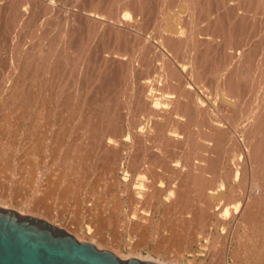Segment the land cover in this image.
Returning a JSON list of instances; mask_svg holds the SVG:
<instances>
[{
	"label": "rangeland",
	"instance_id": "obj_1",
	"mask_svg": "<svg viewBox=\"0 0 264 264\" xmlns=\"http://www.w3.org/2000/svg\"><path fill=\"white\" fill-rule=\"evenodd\" d=\"M5 4L3 2V0H0V110L3 112V115L0 116V118L2 117H5V118H1L0 119V123L2 124L3 122L6 123L8 125V123H11L10 126L8 125V127H11V128H7V125H5L3 123V127H1V124H0V130L2 132H0V207L2 208H8V209H12L14 211H16L17 213H19L20 215H29V216H32V217H36L38 219H41V220H45L46 222L52 224V225H55L56 227L60 228V229H63L64 231H66L67 233H69L70 235H72L73 237H75L78 241H87V242H90L92 244H94L98 249H105V250H109L111 251L112 253L114 254H117V256L121 259H125V258H128L129 256H134L135 254L134 253H137L135 256H141L143 258H152L156 261H159L160 263L162 264H264L263 262V255H264V252L262 253V251H264V204H262L261 206V211L260 213H258V217L257 219L260 220V223H262L260 225L259 223V220H257L256 224H255V228L253 227L254 231L252 229H250V231H248L249 229L247 228H244L243 225L244 223H242V221H240V219L237 218L238 214H236L235 216L232 215V213H229L228 210L230 208V206H234L236 203L232 204L230 203L231 202V198H229L231 196V194L233 193L232 191L235 190L236 193H239L240 195L242 193L245 194H249L250 193V187H249V181L251 182V180L253 179V177L258 181H260V184L262 183L261 181L264 179V152H263V156L262 154H259L258 157L261 158H253L252 156V159H248L247 156L245 154H242V153H246V152H242L243 150V146L245 145V148L248 147V144H249V147H252L253 148V145L255 144L254 142H257V138H254L252 139L250 142H247L246 139H245V132L244 130L241 129V126H238L239 123L242 122V119L239 118V120L241 119V122L239 121L237 123V127L236 128H233L235 129L234 130V133H233V129L229 128V126H227V124L225 123L226 120L223 121V124H224V127H226L227 129H230L228 130V134H227V137L226 139L223 140V143L219 144V148H216L215 151H214V147L211 148L212 149V157L211 159L213 161H210V158L209 159H206L204 160V165L206 166L207 163L210 164V167H209V164H207L206 167H209V168H206L204 167L205 171L204 174L205 176L207 177V181L205 183H199L197 186V190L193 191V190H190L188 188V185H186V181H184V176H187V174L190 173L191 171V167L195 165V160L194 158L192 157V155L188 154V152H191L190 150L193 149L194 147V139L193 137L196 139V137L198 135L199 132L201 133V135L203 134L204 135V132L206 131V127H205V122L207 119H211V118H218L220 114H223V112L225 113V108L224 105L220 100L219 98V95L216 94L217 92H214L215 90L211 89L208 85V83H206L208 80L207 79H210L211 78V75L208 74V77L206 78H203L202 80H198V85L200 86H197V87H204V91H206V95H205V99H202L203 103L202 105H204L203 107H200L198 106L196 103L194 105V107L191 105V102H190V105L197 109L198 111H195V110H189L191 114H189V116H185V117H178V118H182V121L185 125H184V128H182V130H179V133L178 136L176 137L178 140L174 139H170L171 141L169 143L166 141V138L169 139V137L167 136L166 137V134L168 133V129L170 128L169 124L166 125V123H170V120L167 119V122L166 120H163L164 118L161 117V116H158L156 118H152V115H149L148 112L146 110H144L142 107L140 108V105L138 106L137 103H139L138 101V98H140L141 94L143 91H145V88L147 87V85L145 84L146 82H149L150 79H154L153 75H156L157 72L159 70V66L160 64L162 65L163 63H165L167 61V58H169L168 54L165 53V52H161L162 53V56L164 57H160V54H157L158 53V49L160 48H163L162 47V44L161 42H159V38L158 37V30L159 29H162L164 23L162 22L163 21V18L162 16H165V14L167 12H171L172 15H176V13L179 11V7L181 6V4H178L177 5V2L176 0H168L170 1L168 3V1L166 0H137L140 7L142 8L139 14L138 12V15H137V31L144 35L143 38H140L141 42L138 41L135 43V41H132L129 39H123V38H120V42H114V37H115V34L113 35V33H109V31H104L105 29H97L96 27L95 28H92L91 25L89 24H86V20L84 18H82V14H81V10L83 12L85 11H88V10H91V9H97L98 12H105L106 10H104L105 8H107V6L109 7L110 6V3H111V0H108L106 1V3L104 1H99V0H58L56 2V0H42V3L43 4H46V3H51L53 4L54 6L52 7V9L49 11V13L45 14L46 16V19L47 18H50V19H47V21L43 18L45 16L42 17V15L44 14V10L43 9V6L41 5L42 3L40 2L38 4V2L40 0H30V5H26V7H21V6H13L12 4L15 3L14 1L11 2V0H4ZM11 2V3H8L6 4L7 2ZM37 1V2H36ZM49 1V2H48ZM53 1V3H52ZM98 1V2H97ZM164 1V2H162ZM166 1V2H165ZM213 0H200L197 4V10L195 12V16H199L198 18H207L209 17L210 15V18L212 19V16L214 15H211V14H214V10H215V1L212 2L211 4L208 3V2H211ZM231 1V0H230ZM233 1V0H232ZM236 2V0H234ZM233 1V2H234ZM36 2V3H35ZM45 2V3H44ZM100 2V3H99ZM104 2V3H102ZM147 2V3H146ZM171 2H175L173 4H171ZM234 2V3H235ZM28 3V4H29ZM34 3V4H33ZM97 3V4H96ZM114 5H116L118 2H115L113 1ZM111 3V4H113ZM142 3V4H141ZM166 3L167 5L169 6H166ZM240 3V1H239ZM11 4V5H10ZM64 6H63V5ZM71 4V5H70ZM74 4V5H72ZM100 4H102V6H100ZM106 5L105 7L103 6ZM149 4V5H148ZM210 4V5H208ZM15 5V4H14ZM79 7H77V6ZM89 5V6H88ZM95 5V6H94ZM144 5V6H143ZM146 5V6H145ZM173 5V6H172ZM206 5V6H204ZM28 6V8H27ZM58 6V7H57ZM71 6V7H70ZM88 6V7H87ZM91 6V8H90ZM94 6V7H93ZM99 6V8H97ZM112 6V5H111ZM211 7L210 9H208V7ZM214 6V7H213ZM239 8L242 6L241 3L238 4ZM8 7V8H7ZM17 7V8H16ZM19 7V8H18ZM68 9L67 11L65 10L66 8ZM76 7V9H75ZM102 7V8H101ZM146 7L148 9H146ZM202 7V8H201ZM254 6H250V9L249 11L251 13H249L248 11V14H250L251 16L255 17L253 20L254 22L252 23V26H251V23H249V21H253L252 18L247 21V18L244 17V19H246V21L248 22V27H247V30H246V25L243 23L242 26L245 27V29L241 28L242 29V32L246 30V33L247 31L251 34H244V38H247V42L252 43L251 46L259 43V42H262L263 41V37L261 38L262 34L260 35L261 32L260 29L262 28V26L264 25L263 21H264V18H263V12L264 11V6L259 9V11L256 13H254V9L253 8ZM3 8V9H2ZM26 8V9H24ZM30 8V10H29ZM36 9L37 12L41 13V14H33L34 12L36 13V11L33 10L32 12V9ZM62 8V9H61ZM71 8L74 12V14H77L78 12H80V14L82 16H80L79 14V18L78 17H72L74 15H71ZM88 8V9H87ZM199 8V9H198ZM203 8H206L205 10H207L206 12H204V9ZM6 9V10H5ZM15 9V10H14ZM17 9V10H16ZM59 11H58V10ZM101 9V10H100ZM144 9V11H143ZM158 9V10H157ZM201 9V10H200ZM214 9V10H213ZM241 9V8H240ZM238 9L240 12L242 11L243 12V9ZM26 10V11H25ZM64 10V11H63ZM75 10V11H74ZM76 10H80V11H76ZM148 12H147V11ZM171 10V11H170ZM203 10V11H202ZM212 10V11H211ZM217 10V9H216ZM237 10V12H239ZM17 11H24V12H28L27 14V19H25V21L27 22V25L25 24V22L23 23V25H17L16 21H18L17 19H14L17 17H20V14L19 12ZM43 11V12H42ZM55 11V13L53 14V12ZM58 11V12H57ZM61 11V12H60ZM68 13H66V12ZM70 11V12H69ZM153 11V12H152ZM162 11V12H161ZM220 11V10H219ZM234 11V10H233ZM59 12H60V15H59ZM77 12V13H76ZM147 12V13H146ZM9 13V14H8ZM15 13L17 14L16 16ZM197 13V14H196ZM204 13V14H203ZM210 13V14H209ZM260 13V14H259ZM19 14V16H18ZM32 16H31V15ZM67 17L68 15V24H70L71 22H73V24L69 25L70 27H68L70 30H72L71 32L68 31V37L69 38H65V40L63 39V34L61 35V30H63L64 28V21H63V16ZM71 15V18H75V19H71L69 18L70 15ZM121 14V13H119ZM149 14V15H148ZM156 14V15H155ZM200 14H203V16ZM206 14V15H205ZM209 14V15H208ZM246 15V13H244ZM254 14V15H253ZM257 14V15H256ZM258 14L260 16H258ZM41 15V16H40ZM50 15V16H49ZM142 15V16H141ZM145 15V16H143ZM262 15V16H261ZM11 16V17H10ZM38 16V18H37ZM52 16H53V19H54V22H53V19H52ZM151 16V17H150ZM257 16V17H256ZM13 17V18H12ZM31 17V18H30ZM34 17V18H33ZM153 17V18H152ZM227 17H231L230 19L229 18H225L224 20V23L226 25H228L229 23V28L231 29V26L233 25L232 27V31L234 32V30H237L239 29V26H237V24L235 22H237V15L235 16L234 14L231 15H227ZM80 19L78 21V19ZM145 18V19H143ZM158 19V23L156 21V19ZM31 19V20H30ZM35 19V20H34ZM36 19H41L44 24L48 25V21L51 22L49 23L50 25L48 27H46V25L44 27H46V29L41 26V27H37V26H34L36 24H38V20ZM52 19V20H51ZM60 19H61V22H60ZM83 19V20H82ZM141 19V20H140ZM205 19H202L205 20ZM260 19H263V20H260ZM39 20V22L41 21ZM51 20V21H50ZM85 20V21H84ZM155 20V22H154ZM160 20V21H159ZM234 20V21H232ZM237 20V21H236ZM259 22H256V21ZM14 21V22H13ZM37 21V22H36ZM85 24H83L84 22ZM141 21V22H140ZM230 21H232V23H230ZM245 21V20H244ZM242 21V22H244ZM70 22V23H69ZM83 22V23H82ZM152 22L154 24H152ZM227 22V23H226ZM16 23V25H14ZM55 25H54V24ZM60 23H63V24H60ZM83 25V26H80L79 25ZM82 23V24H81ZM140 23V24H139ZM143 23V24H142ZM157 25H156V24ZM256 26H260V28L256 27ZM24 24H25V27H24ZM33 24V25H32ZM43 24V25H44ZM52 24V25H51ZM75 24V25H74ZM160 24V25H158ZM235 24V25H234ZM262 24V25H261ZM12 25H14L15 27L12 28ZM57 25V27H56ZM60 25V26H59ZM76 25H77V28H76ZM143 25L144 27V31L142 32L143 28H141L140 26ZM151 25V26H150ZM155 25V26H153ZM231 25V26H230ZM34 26V27H33ZM63 26V28L61 27ZM74 26V27H73ZM211 28L209 27V29L207 28L206 31H202L203 34L199 35V39L203 38L205 36V39L208 40L209 38V41H206L205 39H201L200 41L202 42V46L203 44H207L206 46L207 49L209 48V50L207 52H209L211 50L212 47L215 46L214 43H216V40H214V38L216 39V35H215V31L217 30V27H215L214 25H210ZM214 26V27H213ZM235 26V27H234ZM237 26V28H236ZM250 26L252 28H255V32L256 30L259 32H254V29L250 28ZM254 26V27H253ZM21 27V28H20ZM29 27V28H27ZM52 27V28H51ZM81 27V28H80ZM15 28V29H14ZM24 28H27L26 30ZM30 28H33L32 30ZM39 28L43 29V30H40ZM72 28H75V29H72ZM91 28V29H90ZM140 28V30H139ZM146 28V29H145ZM156 28V29H155ZM234 28V29H233ZM249 28V29H248ZM257 28V29H256ZM21 30L22 32H20L19 30ZM30 29V31H29ZM37 29H39V31H44V32H39ZM51 29V31L49 30ZM55 29V30H54ZM60 29V31H59ZM80 29V32H78ZM95 29L97 30L95 32ZM142 29V30H141ZM25 30V34L23 33ZM38 32H37V31ZM59 34H58V32ZM75 30V32H74ZM92 30V31H91ZM147 30V31H146ZM207 30L209 31V33H206ZM240 30V29H239ZM252 30V31H251ZM57 33H56V32ZM84 31V32H83ZM102 33H101V32ZM160 31V30H159ZM27 32L29 33H34L36 32V34H33L34 36L31 35V37L27 34ZM93 32V33H92ZM104 32V33H103ZM204 32L206 34H204ZM239 32V31H238ZM40 34L37 35V34ZM54 33V35H53ZM87 33V34H86ZM99 33V34H98ZM109 33V34H108ZM157 33V34H156ZM214 33V34H213ZM27 34V36H26ZM51 34V35H49ZM94 37H93V35ZM100 34H101V37L104 38L102 39L100 37ZM155 34V35H154ZM44 35V36H43ZM48 35V36H46ZM61 35V36H60ZM74 35V37H72ZM81 35V36H80ZM84 35V36H83ZM103 35V36H102ZM105 35V36H104ZM213 35V36H212ZM248 35V36H247ZM250 35V36H249ZM258 35V36H257ZM260 35V36H259ZM24 36V37H23ZM36 36H38L39 38H36ZM58 36V37H57ZM78 36V37H77ZM80 36V37H79ZM98 36V37H97ZM107 36V37H106ZM147 36V37H145ZM215 36V37H214ZM246 36V37H245ZM257 36V37H256ZM27 37V38H26ZM30 37V38H29ZM50 37V39H49ZM55 37V38H54ZM57 37V38H56ZM88 37H91L88 39ZM208 37V38H207ZM213 37V38H211ZM250 37V38H249ZM252 37V38H251ZM26 38V39H25ZM29 38V39H28ZM34 38V39H33ZM36 38V39H35ZM47 38V39H46ZM60 38V39H59ZM62 38V39H61ZM71 38H74L73 40H75L77 38L78 42L77 41H73ZM101 38V39H100ZM150 41H149V39ZM258 41H256L255 40ZM258 38H260L258 40ZM24 40H26L25 44H24ZM39 39V40H38ZM41 39H44V40H41ZM68 39V40H67ZM82 39V40H81ZM87 39V41L85 40ZM98 39V41L96 40ZM105 39H107L105 41ZM123 39V40H122ZM149 41V42H147ZM212 39V41L214 40L215 42L211 43L212 41H210ZM252 39V42H250ZM16 40V41H15ZM33 40H38V41H34L32 42ZM58 41H60L59 43H56ZM62 40V42H61ZM70 40V41H69ZM109 40V42H107ZM152 40V41H151ZM249 40V41H248ZM53 43L51 44L50 43ZM55 41V43H54ZM73 41V42H72ZM85 41V42H84ZM94 41V43H93ZM102 41V42H101ZM104 41V43H103ZM124 41V42H122ZM128 41V42H127ZM21 42V43H20ZM68 42V43H67ZM71 42V43H70ZM92 42V43H91ZM98 42V43H97ZM122 42V43H121ZM130 42V43H129ZM146 42V44H145ZM207 42V43H206ZM208 42L211 44H208ZM257 42V43H256ZM28 43V44H27ZM40 43V44H38ZM50 43V44H48ZM65 43L67 44H70V45H65ZM81 43H85V44H82ZM90 43V44H89ZM103 46H102V44ZM112 45H111V44ZM118 43V44H117ZM125 43V44H124ZM134 43V45L132 44ZM151 43V44H150ZM21 44V46H20ZM23 44V45H22ZM27 44V45H26ZM33 44V45H32ZM38 44V45H37ZM58 44V45H57ZM62 44V45H61ZM88 44V46H86ZM94 44V45H93ZM109 44V45H108ZM120 44V45H119ZM124 44V45H122ZM130 44V45H129ZM52 45V46H51ZM55 45V46H54ZM90 45V47H89ZM92 45V46H91ZM118 45V47H116ZM122 45V46H121ZM125 45H128L126 46V50H128L129 52V55L131 53L134 54L132 55V62L134 60V62L132 64H128L127 65V72H126V69L125 68H119L118 66H116V63H110L109 62V59H110V54L111 52L117 50L118 48L119 49H123L125 47ZM148 47V50L150 51H147V46ZM35 46V47H34ZM39 46V48H37ZM48 46V47H47ZM53 47V48H50ZM59 46V48H57ZM66 47V48H63V47ZM78 46H82V48L78 47ZM98 49H96L97 47ZM102 46V47H101ZM132 46V47H131ZM139 48H138V47ZM152 46V47H151ZM155 46V47H154ZM17 47V48H16ZM26 49H25V48ZM54 47L55 51L54 52ZM69 47V48H68ZM77 47V48H76ZM95 47V50L93 49ZM100 47V48H99ZM113 47V48H112ZM116 49H115V48ZM129 47V48H128ZM160 47V48H159ZM2 48V49H1ZM13 48V49H12ZM15 48V49H14ZM28 48V49H27ZM38 49V51L36 52L35 49ZM62 48V49H61ZM71 48V49H70ZM76 52H75V50ZM86 48V49H85ZM102 48V49H101ZM105 48V49H104ZM130 48H133V49H130ZM138 48V49H137ZM141 48V49H140ZM150 48V49H149ZM155 48V49H154ZM53 51H52V50ZM59 49V50H58ZM66 49V50H65ZM68 49H70V51H68ZM73 49V50H72ZM104 49V50H103ZM107 49V50H106ZM109 49H112L113 51L109 50ZM137 49V50H136ZM155 51H153V50ZM203 49V48H202ZM14 50V51H13ZM17 50V51H16ZM30 50V51H29ZM78 50H80V52L82 53V57L80 56V52H78ZM82 50V51H81ZM87 50V53H85ZM89 50V51H88ZM102 51L101 53L97 52V51ZM142 50V51H140ZM149 53H147L146 51ZM13 51V52H12ZM32 51V54H30ZM34 51V52H33ZM52 51V52H50ZM59 51V52H58ZM65 51V52H64ZM74 51V52H72ZM93 51V53H92ZM110 51V52H109ZM134 51V53H133ZM140 51V52H139ZM204 51V50H203ZM41 52V53H40ZM50 52V53H49ZM58 52V53H57ZM91 52V55L90 53ZM95 52V53H94ZM139 52V53H138ZM157 52V53H156ZM206 52V53H207ZM27 53L30 55H27ZM33 53H34V56H33ZM77 53V55H76ZM137 53V54H135ZM144 53V54H143ZM164 53V54H163ZM23 54V55H22ZM36 54V55H35ZM63 54V55H62ZM65 54V55H64ZM68 54V56H67ZM87 54V55H86ZM94 54V55H93ZM102 54V55H101ZM25 55V56H24ZM37 55H40V56H37ZM48 55V56H47ZM51 55V56H49ZM93 55V57H92ZM137 55V56H135ZM146 55V56H145ZM149 55V56H148ZM154 55V56H153ZM167 57H166V56ZM210 54H207V57L206 58H209ZM14 56V57H13ZM29 56V57H28ZM33 56V58H32ZM65 56V57H64ZM151 56V58H150ZM156 56V57H155ZM13 57V58H11ZM21 57L23 59H21ZM26 57V58H25ZM28 57V58H27ZM34 57H37L35 60H34ZM47 57H50V58H47ZM58 57V58H57ZM68 57V58H67ZM104 59V60H102ZM106 57V58H105ZM109 57V58H107ZM141 57V58H140ZM149 57V58H148ZM158 57V58H157ZM211 58H209V60L207 59H202L200 62H199V65H200V68L203 67V70L201 71V73L199 74H203L201 75V77H205L204 75V70L207 72L208 70L210 72L211 71V67L212 69L214 68V56H210ZM213 57V58H212ZM31 60H28L30 59ZM52 58V59H51ZM56 58V60H55ZM63 58V60L61 59ZM66 58V60H64ZM84 58V59H83ZM87 58V59H86ZM89 58V59H88ZM97 58V59H96ZM153 58V59H152ZM157 58V59H156ZM162 58V59H161ZM16 59V60H15ZM60 59V60H59ZM72 59V60H71ZM93 59V60H92ZM95 59V60H94ZM136 59V60H135ZM147 59V60H146ZM148 59H151L150 61ZM155 59V60H154ZM14 60V61H13ZM34 60V61H33ZM53 60V62H52ZM82 60V62H81ZM106 60V61H105ZM154 60V61H153ZM163 60L165 62H163ZM169 60V59H168ZM26 61H30L29 62H26ZM43 61V62H42ZM58 61V62H57ZM60 61V63H59ZM65 61V62H64ZM70 61V63H68ZM78 61V62H77ZM87 61V62H85ZM105 61V62H104ZM162 63H161V62ZM17 62V63H16ZM37 62V63H36ZM46 64H45V63ZM55 62L56 64L59 63V65H55ZM73 62V63H71ZM77 62V63H76ZM85 62V63H83ZM151 62V63H149ZM155 62V63H153ZM160 62V63H159ZM205 62V64L203 63ZM211 62V63H210ZM213 62V63H212ZM12 63V64H10ZM33 65H36V66H33ZM44 63V64H42ZM53 65H52V64ZM82 63V64H81ZM100 63H101V67H100ZM102 63H105V64H102ZM201 63V64H200ZM208 63H210L209 65H212V66H209ZM29 64V65H28ZM40 64H42V68L40 67ZM74 64V65H72ZM81 64V65H80ZM157 66H156V65ZM32 65V66H31ZM39 65V66H38ZM68 65V66H67ZM72 67H69L71 66ZM84 67H83V66ZM98 65V66H97ZM55 66V67H54ZM57 66V67H56ZM61 66H63V68H61ZM78 66H79V69H78ZM135 69V70H132V67ZM141 66V67H140ZM144 66V67H143ZM155 66V67H154ZM11 67V68H10ZM19 67V68H18ZM34 67V68H33ZM69 70H68V68ZM208 68L206 70V68ZM10 68V69H9ZM23 68V69H22ZM28 68V69H27ZM38 68L40 71H37ZM57 68V69H56ZM60 68V69H59ZM72 68V69H71ZM88 68V69H87ZM112 68V69H111ZM139 68V69H138ZM154 68V69H153ZM157 70H156V69ZM26 69V70H25ZM35 69V72L33 74L32 70ZM64 69V70H63ZM67 69V71H66ZM75 69V70H74ZM78 69V70H77ZM81 69V70H80ZM104 69V70H103ZM111 69V70H110ZM28 70V72H30L32 75L34 76H31L30 73H25L26 71ZM46 70V71H45ZM55 71V72H52V71ZM62 70V71H61ZM80 70V71H79ZM108 70V71H107ZM124 70H125V73H124ZM139 70V71H138ZM142 70V71H141ZM156 70V71H155ZM9 71V72H8ZM13 71V72H11ZM37 71V72H36ZM42 71V73H41ZM63 74L66 73L64 76L63 74H60V72ZM65 71V72H64ZM76 71V72H75ZM81 73H79V72ZM99 71V72H98ZM107 71V72H106ZM145 71V72H144ZM155 71V72H154ZM208 71V72H209ZM11 74H7V73H10ZM39 72V73H38ZM73 72V73H72ZM105 72V73H104ZM141 72V73H140ZM207 72V73H208ZM6 73V75H5ZM49 73V74H48ZM52 73H55L52 74ZM95 73V75H94ZM132 75H131V74ZM134 73V74H133ZM13 74V75H12ZM28 74V75H26ZM60 74V76H59ZM76 74V75H75ZM91 74V76H90ZM93 74V75H92ZM98 74V75H97ZM116 74V75H115ZM128 74V75H127ZM144 74V75H143ZM196 74V73H195ZM5 75V76H4ZM31 77H30V76ZM37 75V78L36 76ZM40 75V76H39ZM51 75H52V78H51ZM70 75V76H69ZM73 75V76H72ZM75 75V76H74ZM107 75V76H106ZM124 75V76H123ZM126 75V76H125ZM7 76V78H5ZM39 76V77H38ZM47 76V77H46ZM96 76V77H94ZM103 76V77H102ZM106 76V77H105ZM116 76V77H115ZM147 76V77H146ZM11 77V78H10ZM29 77V79H28ZM38 79V82L37 80L35 81L34 78ZM45 77V78H43ZM55 77V78H54ZM58 77V78H57ZM60 77H64L63 79L60 78ZM66 77V78H65ZM135 77V78H134ZM144 77V78H143ZM25 78V79H24ZM41 78V79H40ZM47 78V79H46ZM51 78V79H49ZM57 78V79H56ZM123 78V79H122ZM142 78V80H141ZM149 78V79H147ZM12 79V80H11ZM23 79V80H22ZM31 79V81H30ZM49 79V80H48ZM59 79V80H58ZM61 79V80H60ZM67 79V80H66ZM119 79V80H118ZM205 79V80H204ZM17 80V81H16ZM22 80V81H20ZM43 80V81H42ZM47 82H46V81ZM51 80V81H50ZM53 80V81H52ZM63 80V82H61ZM126 80V82H125ZM139 80V81H137ZM14 81V82H13ZM25 81V82H23ZM30 81V82H28ZM41 81V82H40ZM50 81V82H49ZM67 83H65V82ZM84 81V82H83ZM98 81V82H97ZM137 81V82H136ZM201 81V82H200ZM16 82H19L20 84L22 83V85H19L17 83V86H16ZM44 83V84H39V86H37L36 84L37 83ZM205 82L207 85L205 86V83L203 85V83ZM32 83V84H31ZM36 83V84H35ZM56 83V84H55ZM82 83V84H81ZM96 83V84H95ZM122 86H120L121 84ZM130 83V84H129ZM14 84V85H13ZM27 86V89H26V94H25V89L26 86ZM46 84V85H45ZM55 84V85H54ZM59 84V85H58ZM75 84V85H74ZM92 84V85H91ZM120 84V85H119ZM137 84H140V87L139 85ZM196 84V85H197ZM34 86V89L32 88ZM42 85V86H41ZM45 85V86H44ZM50 85V86H49ZM54 85V86H53ZM70 86L68 88V86ZM83 85V86H82ZM117 85V87H116ZM128 85V86H127ZM135 85V86H134ZM37 86V87H36ZM55 86H58V87H55ZM95 86V87H94ZM112 88H111V87ZM120 86V87H119ZM138 86V87H137ZM190 86V85H189ZM14 87V91H13V88ZM24 87V88H23ZM52 88L51 90L49 88ZM53 87L55 88L53 90ZM61 87V89H60ZM74 87L73 91H72V88ZM82 87V88H81ZM143 87H145L143 89ZM206 87V88H205ZM22 88L24 90H22ZM38 88V89H37ZM49 91H48V89ZM89 88V89H88ZM107 88V89H106ZM110 88V89H109ZM121 88V90L119 89ZM129 88V89H128ZM139 88V89H138ZM16 89V91H15ZM33 89V92L34 94H28V92L31 93ZM37 89V90H35ZM42 91V94L44 93L45 95H47L46 97L48 98H45V97H41L42 94L41 91ZM61 90L59 93L57 92L58 90ZM101 89V90H100ZM118 89V90H117ZM148 89V88H147ZM20 94H19V91ZM57 90V91H56ZM66 90V91H65ZM81 90V91H80ZM86 90V91H85ZM88 90V91H87ZM92 90V91H91ZM96 90V91H95ZM117 90V91H116ZM142 92H140V91ZM186 90V89H185ZM185 90L181 91V92H184L185 93ZM10 91L9 93L12 95L15 96L13 97H9L11 96L9 93L7 94V92ZM22 91H23V94H22ZM71 91V92H70ZM99 91V92H98ZM123 91H125L124 93H122ZM128 91V92H127ZM139 91V92H138ZM208 91V92H207ZM213 93H212V92ZM12 92H16V94L12 93ZM32 92V93H33ZM52 93L54 94L53 95H50ZM67 92V93H66ZM74 94H73V93ZM77 92L78 94L80 92H82V94L80 93L78 96H76L75 93ZM105 92V93H104ZM121 92V93H119ZM136 92V93H135ZM211 92V96H210V93ZM18 93V94H17ZM38 93V94H37ZM49 93V94H48ZM57 93V94H56ZM63 93V94H62ZM73 95H72V94ZM85 93V94H84ZM134 93H135V96H134ZM152 93L154 94H157L156 95H153ZM162 91H152L150 94L153 96V99L154 101H158V100H161L163 98V96L165 97V95H168V93H165L163 92L162 95H161ZM25 94V96H23ZM43 94V95H44ZM110 94V95H108ZM130 94V95H129ZM160 94V95H159ZM209 94V95H208ZM8 98L11 100L10 104L13 103V105H10L8 104L9 103V99L6 98L7 96ZM19 95V96H18ZM30 95V96H29ZM35 95V99L33 98ZM38 95L40 97V99L42 98V100H39L38 98ZM44 95V96H45ZM66 95V96H64ZM74 95L76 97H74ZM112 95V96H111ZM114 95L116 97H114ZM118 95V96H117ZM170 95V94H169ZM192 94H190L189 96L191 97V99L189 98V100H192L194 98V96H191ZM215 95V96H214ZM23 96V97H22ZM32 96V97H31ZM54 98H53V97ZM60 96V97H59ZM68 96V97H67ZM94 96V98H93ZM138 96V97H137ZM155 96L157 98H155ZM159 96V97H158ZM162 96V97H161ZM175 96H178L177 94H172V97L174 98ZM214 98H213V97ZM20 98V99H15V98ZM29 97V99H28ZM31 97V98H30ZM63 97V99H62ZM66 97V98H65ZM92 97V98H91ZM98 97V98H97ZM107 97V98H106ZM136 97V98H135ZM161 97V98H160ZM5 100H4V99ZM25 98V100L23 99ZM27 98V99H26ZM53 98V100H52ZM59 98H61L60 100H58ZM76 98V99H75ZM79 98H81L80 102L81 103H78L79 102ZM106 98V100H105ZM133 98V99H132ZM181 100L185 101L182 97H180ZM179 98V99H180ZM212 98V99H211ZM43 99H45V101H43ZM51 99V100H50ZM66 99V100H65ZM74 99V100H73ZM119 99V100H118ZM135 99V100H134ZM8 100V101H7ZM19 100V101H18ZM36 100V101H35ZM57 100V101H56ZM62 100H65L62 102ZM130 100V101H129ZM218 100V101H216ZM17 101L19 102L17 104ZM21 101V102H20ZM23 101V102H22ZM28 103H27V102ZM38 101V102H37ZM47 101H50L47 103ZM52 101V102H51ZM56 101V102H55ZM67 101V102H66ZM74 103H73V102ZM77 101V102H76ZM89 101V102H87ZM95 101V102H94ZM98 101V102H96ZM213 101V102H212ZM60 102V103H58ZM72 102V103H71ZM83 102H84V105H83ZM106 102V103H105ZM108 102V103H107ZM117 102V103H116ZM39 104V105H36ZM43 103V104H42ZM45 103V104H44ZM52 103V104H51ZM54 103V104H53ZM78 103V107L76 104ZM88 103V104H87ZM105 103L106 106H103V104ZM110 103V104H109ZM112 103V105H111ZM132 103V104H131ZM207 103V104H205ZM8 104V106H6ZM29 104V105H28ZM51 104V105H50ZM66 104V105H65ZM96 104V105H95ZM100 104V105H99ZM118 104V105H117ZM124 104V105H122ZM140 104V103H139ZM217 104V105H216ZM262 104L263 102L257 106V113L258 112H261L262 111ZM3 105H5V109L3 108ZM19 105V106H18ZM23 105V106H22ZM26 105V107H24ZM68 105V106H67ZM69 105H71V107H69ZM88 105V106H87ZM92 105V106H91ZM99 105V106H98ZM108 105H111L110 107H112L113 109L108 111L107 112V109H111L109 108ZM15 106L14 108H18L17 110L12 108L10 109V107H13ZM33 106V107H31ZM37 106V107H35ZM43 106V107H42ZM77 106V107H76ZM95 106V107H94ZM116 106V107H115ZM190 106V107H191ZM206 106V107H205ZM209 106H211L210 108L212 109V111L214 112V110H219V111H215V113H213L211 111V109L209 108ZM264 106V104H263ZM25 109H24V108ZM31 107V109H30ZM41 107V108H40ZM49 107V110L46 109ZM68 107V108H67ZM84 107V108H82ZM91 107V108H90ZM94 107V108H93ZM103 107V108H102ZM115 107V108H114ZM189 107V108H190ZM199 109H198V108ZM261 107V108H260ZM7 108V110H6ZM23 110H22V109ZM35 110H34V109ZM40 108V114L38 112V109ZM55 108V109H54ZM71 108V109H70ZM74 108H78V112L77 113H73V109ZM84 112H82V110ZM90 108V109H89ZM136 108V109H135ZM215 108V109H213ZM217 108V109H216ZM261 110H259V109ZM44 111H43V110ZM45 109L47 110L45 112ZM58 113H56L57 111ZM65 109L66 111L68 110V113L65 112ZM70 109V110H69ZM75 109V110H76ZM99 109V110H98ZM118 109V110H117ZM132 109V110H131ZM139 109V110H138ZM206 109V110H205ZM6 110V112L4 113V111ZM19 110V111H18ZM28 110V112H27ZM37 110V111H36ZM74 110V112H75ZM88 110V111H86ZM91 110V111H90ZM123 110V111H121ZM138 110V111H137ZM143 110V112L141 113V111ZM168 110H171L170 106H169V109ZM167 110V111H168ZM202 110V111H201ZM11 113H10V112ZM12 111L14 114H12ZM15 111L17 113H15ZM86 111V112H85ZM114 111V112H113ZM131 111V112H130ZM136 111V112H134ZM2 112L0 114H2ZM7 112H9V114H7ZM18 112L21 114H18ZM33 112V113H32ZM35 112V114H34ZM42 112V113H41ZM49 112V113H48ZM51 112V113H50ZM81 112V113H80ZM111 112V113H110ZM120 112V113H119ZM138 112V113H137ZM169 112V111H168ZM196 112V113H195ZM199 112V113H198ZM202 112V113H201ZM205 112H207L205 114ZM31 113V114H30ZM39 115H38V114ZM55 113V114H54ZM74 115H73V114ZM87 113L91 114V116L89 115L88 118H87ZM105 113H108V116L106 115L105 118L106 121L103 119V115ZM123 113V114H122ZM136 115H135V114ZM141 113V114H140ZM203 115H201V114ZM7 114V115H6ZM15 114H18L20 115L19 117ZM27 114V116H25ZM42 114V116H45L46 114V117H42L40 116ZM66 114V115H64ZM81 114H82V117H81ZM118 114V115H117ZM129 114V115H128ZM145 115L143 117V115ZM198 114V115H196ZM10 115L12 117H10ZM14 115V116H13ZM30 115V116H29ZM57 115V116H55ZM64 115V116H62ZM68 115V116H67ZM72 115V116H71ZM77 116H80L81 118L79 117H76ZM86 115V116H85ZM119 117V118H116V116ZM201 115V116H200ZM34 116H37L35 117L36 120V124L34 125V122H35V119H34ZM38 116H39V119H38ZM60 116V117H59ZM65 117L67 116V118L65 117L64 120H63V124L61 122V118L62 117ZM122 116V117H121ZM194 116V117H193ZM200 116V117H198ZM204 116V117H202ZM8 118V121H7V118ZM17 117V119H16ZM33 117V118H32ZM42 117V118H41ZM49 117V121H47L48 119H45ZM54 120H53V118ZM75 117V118H74ZM95 117V118H94ZM103 117V118H102ZM121 117V118H120ZM202 117V118H201ZM209 117V118H208ZM211 117V118H210ZM9 118H13V120L9 119ZM15 118V119H14ZM25 118V119H24ZM33 120H31V119ZM77 118H79L80 120H78ZM90 121L89 123V127L91 126V124H100L101 122L103 123L102 126H100L99 128H95V130L93 131V134L91 133L92 131H89L91 130V127L89 129V127L87 128V124H85L84 122H81V121H84L85 119ZM93 118V119H92ZM98 118H99V121H98ZM152 120H151V119ZM158 118H161L160 122L157 121L159 120ZM185 118V119H184ZM190 118V119H189ZM194 118V119H193ZM199 118V119H197ZM26 119H29V120H26ZM44 119V120H42ZM60 119V121H59ZM65 119H70L69 122ZM95 119V120H94ZM113 119V120H112ZM144 119V120H143ZM155 119L156 122L159 124V126L161 128H159L158 130L157 129H149V125H150V121L152 123V121H154ZM189 119V120H188ZM191 119L193 121H191ZM3 120V122H2ZM21 120V121H19ZM42 121V122H39V121ZM72 120V121H71ZM76 120V121H75ZM93 120V121H92ZM104 120V122H103ZM109 120V122H112L109 123L110 125H107L108 123H106L107 121ZM115 120V121H114ZM138 121L140 123H137L136 121ZM149 120V122L147 121ZM173 120V119H172ZM186 120V122H185ZM197 120V121H196ZM7 121V122H6ZM15 121V123H14ZM66 121V123H65ZM77 121H79L77 123ZM134 121V122H133ZM166 123H165V122ZM174 121V120H173ZM196 121V122H194ZM21 122V123H20ZM48 122H50L48 124ZM54 122V123H52ZM57 122V123H56ZM61 122V123H60ZM75 122V123H74ZM118 122V123H117ZM143 122V123H142ZM164 122V123H163ZM194 122V123H193ZM13 123V124H12ZM27 123L30 125V126H33V127H29L27 126ZM70 123V126H68L66 128V131H65V127L67 125H69ZM82 123V125H81ZM105 123H106V126L107 128L109 129L110 128H114L115 126V129L117 130H121V128H124L122 129V131H124L123 135L116 132V134H119L120 135V138L119 136L115 135L116 138H118V140L116 139L119 143V148H123V149H120V150H123L122 152L125 154V151H126V154L127 155H124V159L119 162L117 164V162H112V160L109 158V157H106L105 154H103V149L102 151L100 150L101 148H103V143L102 141L104 142V139L102 140L103 137V132H102V129L100 128H103L106 127L105 126ZM113 123H115V125L113 126ZM121 123V124H120ZM131 123V124H130ZM137 123V124H136ZM145 123V124H144ZM149 123V124H148ZM190 123V124H189ZM193 123V125H192ZM49 125V126H46ZM59 124V125H58ZM66 125V126H62V125ZM74 126H73V125ZM80 124V125H79ZM136 125V127H134L133 125ZM144 124V125H143ZM147 124V125H146ZM161 124V125H160ZM164 124V125H163ZM198 124L199 125V128H198ZM132 125V127H131ZM188 125V126H187ZM191 125V126H189ZM201 125H204L203 128L201 127ZM13 126V127H12ZM37 126V127H36ZM44 126V127H43ZM83 126V127H82ZM113 126V127H112ZM141 126V127H140ZM143 126V128H142ZM165 126V127H164ZM166 126H169V127H166ZM195 126V127H194ZM38 127L41 129V130H38ZM42 127V128H41ZM47 127V128H46ZM73 127H76L75 129H73ZM119 127V129H118ZM191 127V128H190ZM223 127V128H224ZM6 128V130H5ZM44 128V129H43ZM53 128V129H52ZM69 128V129H68ZM74 130H71V129ZM129 128H130V132L129 131ZM135 128V129H134ZM145 128V129H144ZM187 128V129H186ZM194 128V129H193ZM224 128V131H226L227 129ZM245 129H247L245 126H244ZM3 129V130H2ZM11 129V130H10ZM20 129V131H19ZM33 129V130H32ZM43 129V130H42ZM46 129L49 131H47L46 133ZM57 129V131L55 130ZM58 129H61L58 131ZM68 129V130H67ZM80 129V130H79ZM105 129V128H103ZM106 130L105 134L109 133L110 130ZM127 129V130H126ZM164 129V131H163ZM166 129V130H165ZM189 129V130H188ZM193 129V130H192ZM197 132H196V130ZM203 129V130H201ZM226 129V130H225ZM239 129V130H238ZM36 130V131H35ZM64 130V132H62ZM79 130V131H77ZM87 130V131H86ZM96 130L97 133H96ZM116 130V131H117ZM153 130V131H152ZM162 132H161V131ZM191 130V132H190ZM241 130V132H240ZM6 131V132H5ZM16 134H14L13 132ZM69 131V132H68ZM77 133H76V132ZM112 131V130H111ZM142 131V135L140 136V141H137L135 139H133L129 136H131L130 134H132V136H134V133H136L135 135H137L138 133L137 132H141ZM148 131V132H147ZM158 132V133H153V132ZM181 131V133H180ZM186 131V132H185ZM194 131V132H193ZM243 131V132H242ZM12 134H11V133ZM21 132V133H20ZM61 132V134H60ZM82 132V133H80ZM101 132V133H100ZM144 132V134H143ZM146 132V133H145ZM164 132V133H163ZM231 134H230V133ZM238 132V134H236ZM242 133L240 135V133ZM7 133V134H6ZM10 133V134H8ZM19 133V135H18ZM28 133V134H27ZM31 133V135H30ZM39 133V134H38ZM41 133V135H40ZM45 133V134H44ZM53 135H52V134ZM64 133H66L67 135H65ZM88 133V134H87ZM111 133V132H110ZM150 133V134H148ZM190 133V134H189ZM36 134V136H35ZM48 134V135H47ZM73 134V136L71 135ZM75 134H77L76 136V143H75V138L73 140H71L72 137L75 136ZM82 134V135H81ZM104 134V135H105ZM154 135L152 137V135ZM161 134V135H160ZM162 134L165 136L162 137ZM183 134V135H182ZM233 134V135H232ZM236 134V135H234ZM29 135V137H28ZM57 135H59L61 138H57ZM62 135V136H61ZM88 135V139H87V136ZM100 135H102L101 137H99ZM139 135V134H138ZM151 135V136H150ZM156 135V136H155ZM186 135V136H185ZM191 135V137H190ZM194 135V136H193ZM13 136V137H11ZM20 136V137H19ZM33 136H35L33 138ZM56 136V137H55ZM64 136V137H63ZM69 136V137H68ZM150 138L151 139H148L147 138ZM159 136V137H158ZM185 136V137H183ZM196 136V137H195ZM240 136V137H239ZM243 136V137H242ZM16 137V138H15ZM19 137V138H18ZM55 137V138H54ZM68 137L69 138V142H68ZM158 137V138H157ZM188 137V138H186ZM230 137V138H229ZM256 137V136H255ZM6 138V139H5ZM10 138V140H8ZM28 138V139H27ZM44 140H43V139ZM54 138V140H53ZM78 138V139H77ZM85 138V139H84ZM113 138V137H112ZM144 138H146L145 140H143ZM154 138V139H152ZM183 138V139H182ZM186 138V139H185ZM191 138V139H190ZM237 138V140H235ZM253 138V137H252ZM26 139V140H25ZM34 139V140H33ZM36 139V141H35ZM57 139V140H56ZM83 139L85 141L82 142L83 145H86L88 146L90 143L91 145H89L88 147L86 146H83L82 144H79L81 143V140ZM92 139V140H91ZM96 139V140H95ZM98 139V140H97ZM231 140L230 142H228V140ZM233 139V140H232ZM18 140V141H17ZM31 142H30V141ZM43 142H42V141ZM51 140H53L51 142ZM67 140V141H66ZM79 140V141H78ZM89 140V141H88ZM93 140L96 142H93ZM130 140V141H129ZM151 140V141H150ZM160 140H165L167 142V145H164L162 146V143L158 142ZM244 140V141H242ZM8 141V142H7ZM11 141V142H10ZM14 141V142H13ZM24 141V143H23ZM40 141V143H38ZM49 141V142H48ZM55 141V142H54ZM64 141V142H63ZM72 141V142H70ZM74 141V142H73ZM148 141V142H147ZM174 141V142H173ZM185 141V143H183ZM193 141V142H191ZM239 141V143L237 142ZM13 142V143H12ZM25 142L27 145H25ZM30 142V143H29ZM34 142V143H33ZM48 142V143H47ZM51 142V143H50ZM57 142V143H56ZM60 142V144H59ZM63 142V143H62ZM87 142V143H86ZM90 142V143H89ZM139 142V143H138ZM155 142V143H154ZM176 142V143H175ZM179 142V143H177ZM33 143V144H31ZM46 143V145H45ZM65 143V144H64ZM67 143V144H66ZM69 143V144H68ZM89 143V144H88ZM95 143V144H94ZM141 143V144H140ZM150 143V144H149ZM152 143H154V145H151ZM160 143V144H159ZM175 143V144H174ZM181 143V145H179ZM194 143V144H193ZM228 143V144H226ZM233 143V144H232ZM59 144V145H57ZM73 144V146H72ZM88 144V145H87ZM93 144V145H92ZM143 144V145H142ZM156 144V145H155ZM224 144V145H223ZM238 144V146H237ZM37 145V146H36ZM55 145V146H54ZM83 148H82V146ZM96 145V146H95ZM140 145V146H139ZM145 145V146H144ZM158 145V147H157ZM174 145H177V146H174ZM191 145V146H190ZM42 146V147H41ZM62 146V147H61ZM64 146V147H63ZM68 146V147H67ZM75 146V147H74ZM90 146H92L91 148H93V150L91 148H89ZM101 146V147H100ZM141 146H143L141 148ZM150 146V147H149ZM162 146V147H161ZM165 146V147H164ZM171 146V147H169ZM184 146V147H183ZM186 146H189L188 150L186 148ZM10 147V148H9ZM37 149H35V148ZM45 147V148H44ZM51 147L52 150H51ZM61 147V148H60ZM153 147V148H152ZM161 147V148H160ZM191 147V148H190ZM221 147V148H220ZM226 147V148H225ZM242 147V148H241ZM24 148H27V149H24ZM39 148V149H38ZM66 148V149H65ZM75 148V149H74ZM84 150V148H88V149H85L87 150L86 154L88 155L87 157H85L84 153L85 152H80L82 149ZM98 148V149H97ZM140 148V149H139ZM146 148V149H145ZM159 148V149H157ZM181 148L183 150H181ZM239 148V149H237ZM31 149V150H30ZM50 149V150H49ZM96 149V150H95ZM126 149V150H125ZM161 149V150H160ZM165 149H169L167 150V152L165 151ZM175 149V150H174ZM179 149V152L177 151ZM230 149V150H229ZM237 149V150H236ZM247 149V148H246ZM263 149V147L261 148V150ZM26 152H24V151ZM27 150V151H26ZM30 150V151H29ZM36 150V152H35ZM39 150V151H38ZM45 150V151H44ZM54 150V151H53ZM141 150V151H140ZM150 150V151H149ZM153 150V151H152ZM171 150V151H170ZM181 150V151H180ZM188 152H187V151ZM225 150V152L223 153L222 151ZM250 150L252 151V149L250 148ZM41 151V153H40ZM44 151V153H43ZM48 151V152H47ZM57 153L56 155H54V153ZM58 151V152H56ZM152 151V152H151ZM185 151V152H184ZM219 151V152H217ZM238 151V152H237ZM38 152V153H37ZM67 152V153H66ZM79 152L81 154H79ZM128 152V153H127ZM144 152H146V154H144ZM156 152L158 153H161V154H156ZM172 152V153H171ZM183 152L186 153L183 155ZM217 152V153H215ZM24 153V154H23ZM27 153H29V156H27ZM34 153V154H33ZM60 153V154H59ZM148 153V154H147ZM229 153H230V156H229ZM234 153V154H233ZM239 156H238V154ZM250 153V151H249ZM21 154V156L19 155ZM23 154V155H22ZM65 154V155H64ZM74 154V155H73ZM176 154V155H175ZM180 154V155H179ZM226 154V155H225ZM228 154V155H227ZM236 154V155H235ZM40 155V156H39ZM63 155V156H62ZM144 155H146L144 157ZM164 155V156H163ZM216 155V156H215ZM218 155V157H217ZM221 155V156H220ZM232 155L235 157V159L233 158L234 161H239V165L238 164V161L237 163L234 162L232 160ZM2 156V157H1ZM23 156V157H22ZM38 156V157H37ZM55 156V157H54ZM58 156V157H57ZM65 156V157H64ZM76 156H77V160H76ZM82 156V159H86V160H81V157ZM131 156V157H129ZM153 156V157H152ZM158 156V158H157ZM174 156V157H173ZM181 158H180V157ZM186 156H188L189 158H187ZM190 156L193 158L191 160ZM244 156V157H243ZM29 157V158H27ZM52 157V158H51ZM64 157V158H63ZM80 157V158H79ZM84 157V158H83ZM90 157V158H89ZM154 159H152V158ZM166 159H165V158ZM168 157V158H167ZM172 157V158H171ZM217 157V158H215ZM229 157V158H228ZM27 160H25V159ZM51 158V159H50ZM61 158V159H60ZM89 158V159H88ZM130 158V159H129ZM151 158V159H150ZM175 158V159H174ZM229 160H228V159ZM247 160H240V159H245ZM41 159V161H40ZM55 159V160H53ZM70 159V160H69ZM103 159V160H102ZM110 159V160H109ZM144 159V160H143ZM149 159V160H148ZM156 159H159V160H156ZM168 159V160H167ZM178 159V160H177ZM216 159V160H215ZM218 159V161H217ZM258 161H257V160ZM8 160V161H7ZM47 160V161H46ZM74 160V161H73ZM76 160V161H75ZM141 160V161H140ZM152 160V161H150ZM155 160V161H153ZM168 162H167V161ZM170 160V161H169ZM174 160V161H173ZM177 160V161H176ZM190 160L193 161L190 163ZM232 160V161H231ZM22 161V165L20 164ZM27 164L29 161L28 164L30 165H26L24 164V162ZM31 161H32V165L33 167H31ZM49 161H51L50 163H52L55 167L56 170L52 169L54 168L53 166H51L50 164H47L49 163ZM62 161V162H61ZM65 161V162H64ZM70 161L69 165H68V162ZM79 163H78V162ZM90 161V162H89ZM93 161V162H92ZM103 161V162H102ZM137 161V162H136ZM140 161V162H139ZM164 161V163H163ZM180 161V162H179ZM240 161H243L242 164H240L241 162ZM47 162V163H46ZM77 162V163H75ZM85 162H87L86 164H84ZM111 164V166L113 165V172L112 173H109L107 172V170H105L106 167H111L109 166V164ZM135 162V163H134ZM139 162V163H138ZM150 164H149V163ZM153 162V163H151ZM159 162V163H158ZM201 162V161H200ZM199 162V163H200ZM217 164H216V163ZM246 162V163H245ZM252 162L251 165H254L251 166L250 163ZM261 164H260V163ZM63 163V165H62ZM83 163V164H82ZM116 163V164H115ZM170 163V164H169ZM180 163V164H179ZM194 163V164H193ZM233 163V164H232ZM236 163V164H234ZM245 163V164H244ZM257 163V164H256ZM77 164V165H76ZM131 164V165H129ZM158 164V165H157ZM178 164V166H177ZM203 164V162L201 163ZM249 164V165H248ZM3 165H4V169L6 170H2L3 168ZM38 165V166H37ZM50 165V166H49ZM61 165V166H60ZM115 165V166H114ZM153 165V166H152ZM160 165V166H159ZM162 165V166H161ZM203 165V166H204ZM213 165V166H212ZM217 167H215V166ZM6 166L8 168H6ZM25 167V166H28V167H25V170L24 168L22 167ZM30 166V167H29ZM35 166V167H34ZM49 166V167H47ZM65 166V167H64ZM84 168H83V167ZM103 168H101V167ZM106 166V167H105ZM122 166V168H121ZM130 166V167H129ZM146 166V167H145ZM150 166V167H149ZM171 166V167H170ZM240 166V167H239ZM245 168H244V167ZM247 166V167H246ZM2 167V168H1ZM22 168L23 172L21 169L19 168ZM80 167V168H79ZM86 167V168H85ZM89 167V169H88ZM116 167V168H115ZM144 167V168H143ZM152 167V168H151ZM177 167V169L175 168ZM182 167V168H181ZM185 167V168H184ZM236 167H239L240 171L237 169L236 170ZM250 167V168H249ZM263 169H261V168ZM30 170H28V169ZM34 168V171H32L31 169ZM76 168V169H75ZM100 168V169H99ZM118 168V169H117ZM136 168V169H135ZM147 168V169H146ZM181 168V169H179ZM188 168V169H186ZM242 168H244L245 170H247V172H245ZM255 169H260L259 171L258 170H254ZM8 169V170H7ZM48 169V170H47ZM53 171H51V170ZM84 169V170H81ZM108 169V168H106ZM112 169V167H111ZM116 171H115V170ZM122 169V170H121ZM127 169V170H126ZM170 169V170H169ZM186 172V170H189L187 171L186 173H184V170ZM232 169V170H231ZM250 169V170H249ZM17 170V172H16ZM19 170V171H18ZM28 170V171H27ZM76 172H75V171ZM126 170V172H125ZM158 170V172H157ZM165 170H168L167 172ZM176 170V171H175ZM244 171L246 173L245 175V178L243 179L245 181L244 184H241L242 183V179H240L241 177H243V172ZM32 171V172H31ZM37 171V172H36ZM55 171V172H54ZM61 171H63L62 173H60ZM78 171V172H77ZM81 171V172H80ZM144 173H143V172ZM154 171L156 173H154ZM183 171V172H182ZM232 171V173H231ZM239 171V172H238ZM257 171V172H256ZM51 172H52V176H51ZM65 172V173H64ZM74 172H75V175H74ZM88 172V173H87ZM106 172V173H105ZM122 172V174H121ZM141 172V173H140ZM149 172V173H148ZM150 172L153 173L150 175ZM161 172V173H159ZM173 172V173H172ZM208 174H206V173ZM212 172V174H211ZM237 172V173H236ZM259 172V173H258ZM34 173V174H32ZM54 173V174H53ZM60 174V179L58 180V182L55 180L58 179L59 177V174ZM72 173V174H71ZM82 173V174H81ZM105 173V174H104ZM115 173H117L115 175ZM140 173V174H139ZM142 173H143V176H142ZM148 174L147 176H145V174ZM179 173V174H177ZM217 173V174H216ZM228 173V174H227ZM258 176H256V174ZM49 174V176H48ZM62 174V176H61ZM159 174V175H158ZM165 174V175H163ZM186 174V175H185ZM221 176H220V175ZM22 175V176H21ZM32 175V179H30ZM34 175V176H33ZM37 175V176H36ZM43 175H44V178H43ZM47 175V177H49L51 180L55 179L54 182L56 183V187L55 185L53 184L54 182L51 181L48 179V178H45ZM57 175V177H56ZM72 177H70V176ZM160 178H157V176ZM161 175V176H160ZM211 175V176H209ZM218 175V176H217ZM226 175V176H225ZM228 175V176H227ZM235 175V176H234ZM251 177H250V176ZM253 175V176H252ZM3 176V177H2ZM21 176V177H20ZM36 176V177H35ZM80 176V178H79ZM163 176H165L167 179H165V177L163 178ZM171 176V177H170ZM178 176V177H177ZM110 177V178H108ZM125 177V178H124ZM141 177V178H140ZM156 177L157 179H154ZM183 177V178H182ZM248 177V178H246ZM259 177V178H258ZM28 178V179H27ZM34 178V179H33ZM44 179L43 183H42V180ZM98 178V179H97ZM106 178V179H105ZM124 178V179H123ZM152 181H151V179ZM172 180H171V179ZM177 178V179H176ZM209 178V179H208ZM211 178V179H210ZM214 178V179H213ZM221 178V179H220ZM224 178H225V181H224ZM236 178H238L237 180H235ZM261 178V180H260ZM263 178V179H262ZM17 179V180H16ZM48 179V180H47ZM70 179V180H69ZM75 183H78V184H73L74 186L72 187L71 183H73L74 181ZM111 179V180H110ZM164 179V180H163ZM174 179V180H173ZM176 179V180H175ZM213 179V180H212ZM217 179V180H216ZM240 179V181H239ZM81 180V181H80ZM146 180V181H145ZM155 180V181H154ZM182 180V182H184V184L186 185V191L188 192H185V194L180 198V199H184V198H187L189 199V204L190 205H179V207H177V210L176 208L173 210V208H170V211L168 208L165 207V209H168V212L164 209V206L163 203V198L165 197L164 194L167 193L169 191V187L173 185H177L179 184V181ZM212 181L210 183H212V185L215 186H212L208 184V181ZM46 181H48L47 183H49L50 185H52L54 187V190L52 192H46L44 189L46 190H49V187H47V183H45ZM86 181V182H85ZM111 181V183H110ZM142 181V182H141ZM148 181V182H147ZM158 181V182H157ZM164 181V182H163ZM172 181V182H171ZM218 181V183H217ZM12 182V183H11ZM17 182V183H16ZM22 182V183H21ZM25 182V183H23ZM37 182V183H36ZM69 184H68V183ZM71 182V183H70ZM82 182V183H81ZM108 182V183H107ZM135 182V183H134ZM140 182V183H139ZM145 182V183H144ZM147 182V183H146ZM176 182V183H175ZM226 182V183H225ZM41 183L42 185H36V184H39ZM58 183V184H57ZM61 183H64V184H61ZM119 183V184H117ZM155 183V184H154ZM188 183V182H187ZM214 183V184H213ZM263 183H264V180H263ZM71 184V185H70ZM123 184V185H122ZM135 184V186H134ZM137 184H140L137 185ZM146 184V185H145ZM153 184V186L151 185ZM216 184V185H215ZM224 187H222L221 186ZM231 184V185H230ZM45 185V186H43ZM65 185V187H63ZM70 185V186H69ZM110 185V186H109ZM142 185V186H141ZM157 185V187H156ZM201 185V187H200ZM205 185V186H204ZM10 186V187H9ZM38 186V187H37ZM61 186V187H59ZM76 186V187H75ZM81 188H79V187ZM145 186V187H144ZM204 186V187H203ZM220 186V188L218 187ZM227 186V187H226ZM14 187V188H13ZM34 187V189H33ZM67 187V189H66ZM124 187V188H123ZM144 187V188H143ZM156 187V188H155ZM200 187V188H199ZM209 187H212L209 188ZM248 187V188H247ZM60 188V189H59ZM73 188H77L76 189V193H79L78 195L75 193V189L73 191ZM128 188V189H127ZM132 188V190H131ZM138 188V189H136ZM146 188V189H145ZM148 188V189H147ZM161 188V189H160ZM203 188V189H202ZM207 188V189H206ZM229 188V190L231 191H226L227 189ZM232 188V189H231ZM44 191L45 192V196L46 195H49V196H44V192L41 191ZM57 189V190H56ZM72 189V190H71ZM81 189V190H80ZM110 189V190H109ZM133 189L135 190H139L141 193H142V190H143V194H145L144 191H149L152 189V191H149V192H146V196L144 195H141L140 194V197L139 198H134L132 197L133 195ZM155 189V190H154ZM168 189V191L166 190ZM211 189V190H210ZM246 191H245V190ZM33 190V191H32ZM64 190V192H63ZM116 190V191H114ZM160 192H158V191ZM165 190V191H164ZM202 190V192H201ZM219 190H221V194L220 195H214V193L216 194ZM59 191V192H57ZM74 193H73V192ZM124 191V192H123ZM157 191V194H155V192ZM185 191V190H184ZM189 191H193L195 194H193V192H189ZM200 191V192H198ZM244 191V192H242ZM55 192V193H54ZM56 192L58 193V195L56 194ZM68 192V194H67ZM110 192V193H109ZM151 192V193H150ZM198 192V194H196ZM48 193H52V197L56 196L55 199H51L50 198V195L51 194H48ZM62 193V194H61ZM87 193V194H86ZM91 193V194H90ZM127 193V195L125 196V194ZM161 193V195H160ZM192 195H191V194ZM22 194V195H21ZM64 194V197H62V195ZM112 194V195H111ZM129 194V195H128ZM202 194V195H201ZM230 194V195H229ZM40 196V197H37ZM67 195H68V198H67ZM77 195V196H76ZM150 197H149V196ZM198 195V196H196ZM238 195V194H237ZM251 195L253 196V193L251 192ZM35 196V198H34ZM43 196V199L44 197L46 199H41ZM60 199H58L59 197ZM75 196V197H74ZM111 196V197H110ZM143 196V197H142ZM186 196V197H185ZM191 196V197H190ZM201 196V198H200ZM225 196H228L225 197ZM48 197V198H47ZM62 197V198H61ZM74 197V198H73ZM80 197V198H79ZM145 197V198H144ZM155 197V199L153 198ZM190 197V198H189ZM196 197V198H195ZM199 198L200 201H198L197 199ZM202 197H204L205 199H203ZM87 198V199H86ZM130 198V199H129ZM142 198H144V202H142ZM41 199V200H40ZM58 199V200H57ZM76 199V200H75ZM119 199V200H118ZM132 199H134L132 201ZM138 199V201H136ZM152 199V200H151ZM203 199V200H201ZM210 199V200H209ZM228 199V200H226ZM34 200L36 201L34 202ZM101 200V201H100ZM142 200V201H141ZM149 200V201H147ZM159 200V201H158ZM162 200V202H160ZM193 200V202H192ZM43 201V202H42ZM46 201V202H44ZM61 201V202H60ZM66 201V202H65ZM117 201V202H116ZM147 201V202H145ZM154 201V202H153ZM182 201V200H181ZM191 201V202H190ZM197 201V203H196ZM204 203H203V202ZM42 202V203H41ZM50 202V203H49ZM64 202V203H63ZM72 202H73V206H72ZM75 202V203H74ZM140 202L138 205L137 203ZM143 204H142V203ZM209 204H212L214 205V208L213 209H209L208 210V213L210 212H215L216 213V216L213 217L214 215H211L210 213H206L204 217H197V215L193 214L195 213V211L199 210L198 207H200L201 205L203 206H206L208 203ZM41 203V205H40ZM46 204V205H43L42 204ZM101 203V204H100ZM153 205H152V204ZM203 203V204H202ZM229 203V204H228ZM264 203V200L263 202ZM37 204V205H36ZM39 204V205H38ZM71 204V205H70ZM114 204V205H113ZM133 204V205H131ZM147 204V205H146ZM148 204H151V208ZM162 204V205H161ZM167 204V203H166ZM165 204V205H166ZM205 204V205H204ZM51 205V206H50ZM70 205V207H69ZM78 205V206H77ZM154 205L155 207L157 208H154ZM194 205H199V206H194ZM47 206H49L47 208ZM149 206V208H148ZM194 206V207H193ZM260 206V204H259ZM40 207V208H39ZM72 207V208H71ZM184 207V209H183ZM193 207V209H191ZM197 209H196V208ZM202 207V206H201ZM78 208V209H77ZM80 208V209H79ZM48 209V210H47ZM134 209V210H133ZM163 209V210H162ZM192 211H191V210ZM217 209V210H216ZM222 209V210H221ZM225 209H227V212H224ZM114 210V211H113ZM162 210V211H161ZM176 210V212H175ZM215 210V211H214ZM231 210V209H230ZM119 211V212H118ZM165 211V212H164ZM173 213H172V212ZM182 211V212H180ZM219 211V213L217 212ZM167 212V213H166ZM180 212V213H179ZM263 212V213H262ZM167 214V216L164 215ZM179 216H178V215ZM182 216H181V215ZM228 214H230L228 216ZM207 216H210V219L209 217H206ZM141 216V217H140ZM165 216V217H164ZM176 219L177 217L181 220H175L174 218H171L173 217ZM176 216V217H175ZM185 216V218L183 217ZM195 216V217H194ZM137 217V218H136ZM220 217V218H219ZM230 217V218H229ZM235 217V218H234ZM261 217V218H260ZM263 217V218H262ZM195 220V224L193 222V220ZM201 218V219H200ZM206 218V221L204 220ZM170 219V220H169ZM173 219V220H172ZM184 219V220H183ZM189 219V220H188ZM192 219V221H190ZM99 220L104 224V227L102 226L103 224L100 222V223H97L99 222ZM143 220V221H142ZM162 220V221H161ZM175 220V221H174ZM192 222L191 225L190 223L188 224V222ZM209 220V222H207ZM219 220V221H218ZM235 224H233V222ZM238 220V221H236ZM109 221V222H108ZM139 221V223H138ZM165 221V222H164ZM169 221V222H167ZM178 221V222H176ZM205 221V222H204ZM240 221V222H239ZM105 222V223H104ZM114 222V223H112ZM119 222V223H118ZM125 222V223H124ZM167 222V227H166V223ZM174 222V223H173ZM184 222V223H183ZM218 222V223H217ZM96 223V224H95ZM109 223V224H108ZM135 223H138L137 227L135 225ZM189 227H188V225ZM196 223H201L200 225L196 224ZM207 223V224H206ZM209 223V224H208ZM259 223V224H258ZM98 224V226H97ZM102 224V225H101ZM106 224V225H105ZM204 224V225H203ZM215 224H218V226ZM242 224V225H241ZM101 225V226H100ZM122 225V226H121ZM127 225V226H126ZM128 228V226H130ZM173 225V226H172ZM182 225V226H181ZM185 225H186V228H185ZM210 225V226H209ZM240 225V226H239ZM109 226V227H108ZM126 226V227H125ZM141 228H140V227ZM162 226V227H161ZM209 226V227H208ZM232 226H235V227H232ZM239 226V227H237ZM96 227V229H95ZM99 227V228H98ZM103 227V228H102ZM125 227V228H124ZM160 227V228H159ZM176 228L174 230V228ZM195 227V228H194ZM198 227H202L199 228V231H197ZM204 227V228H203ZM238 229H237V228ZM243 229H242V228ZM128 228V229H127ZM160 230H159V229ZM167 228L168 231H166L165 229ZM172 228V230H171ZM179 228V229H178ZM190 228V229H189ZM194 228V230H192ZM209 228V229H208ZM257 228V230H256ZM261 230H260V229ZM95 229V230H93ZM98 229V230H97ZM134 229V230H133ZM144 229V230H143ZM184 229V231H183ZM96 230H97V233H96ZM134 233H132V231ZM174 230L175 234L177 235V241L180 242L179 240L182 239L181 242H184V243H176L174 245H171L170 244H167L165 245V247L162 245V239H166L169 238V233H171L172 231ZM178 230V232H180V234L178 232H176ZM190 230V231H189ZM196 230V231H195ZM242 230V231H241ZM147 231V232H146ZM162 231V232H161ZM170 231V232H169ZM183 231V232H182ZM189 231V232H188ZM206 231V234L204 233ZM239 234H238V232ZM246 231V232H245ZM256 231V232H255ZM95 232V233H94ZM129 232V233H128ZM136 232V233H135ZM143 232V233H142ZM166 232V233H165ZM188 232V236H187V233ZM198 232V233H197ZM201 232V233H199ZM236 232V233H235ZM241 232V233H240ZM255 232V233H254ZM258 232V233H257ZM262 234H260V233ZM154 233V234H153ZM195 233V235H194ZM203 233V235H202ZM219 233V234H218ZM249 233V234H248ZM142 234V235H140ZM168 234V235H167ZM178 234H179V237H178ZM185 234V235H184ZM201 234V236H200ZM242 234H244L243 236H241ZM253 234V236H252ZM259 236H258V235ZM165 235V236H163ZM175 235V236H176ZM194 235V236H193ZM219 235V236H218ZM246 235V236H245ZM160 236V237H159ZM164 237V238H161ZM190 236V237H189ZM202 236H205V237H202ZM214 236V237H213ZM224 236V237H223ZM241 236V237H240ZM183 237V238H182ZM188 239H187V238ZM195 237V238H194ZM202 237V238H201ZM213 237V238H212ZM234 237V238H233ZM258 237H260L258 239ZM142 238V239H141ZM150 238V239H149ZM158 238V240H157ZM161 238V240H160ZM179 238V239H178ZM193 238V239H192ZM200 238V239H199ZM204 238V239H203ZM222 238V239H221ZM147 239V240H146ZM154 239V241L152 240ZM164 239V240H165ZM185 239V240H184ZM187 239V241H186ZM239 239V240H238ZM243 239V240H241ZM254 239V240H253ZM162 242H160V241ZM192 240V241H191ZM197 240V241H196ZM228 240V241H227ZM142 241V242H141ZM219 241V242H217ZM241 241V242H240ZM256 241V242H255ZM262 241V242H261ZM132 242V243H131ZM140 242V243H139ZM161 243L160 244H157V243ZM190 242V243H189ZM192 242V243H191ZM197 243V244H194V243ZM203 242V243H202ZM214 242V243H213ZM259 242V244L257 243ZM139 243V244H138ZM142 243V244H141ZM242 245H241V244ZM181 244V245H180ZM190 244V246H189ZM205 244V245H203ZM239 244L241 245V247L239 246ZM246 244V245H245ZM255 244V245H254ZM202 245V246H201ZM155 246V248H154ZM162 246V247H160ZM168 246V247H167ZM178 246V247H177ZM243 246V247H242ZM170 248V250L167 252V249L163 250L164 248ZM173 247H175L176 249H174ZM260 247V248H259ZM157 248V250H156ZM232 248H233V251H232ZM157 251H155V250ZM174 249V250H172ZM215 249H216V252H215ZM231 249V250H230ZM246 249L248 250L247 253L246 252ZM250 249V250H249ZM255 249H256V252L259 254L261 253V255L257 256L258 254L255 253ZM159 250V251H158ZM163 250V251H162ZM235 250L239 251V252H236ZM253 252H252V251ZM261 250V251H260ZM181 251V252H180ZM260 251V252H259ZM225 252V253H224ZM231 252L233 254H231ZM236 252V253H234ZM241 252V253H240ZM255 253V254H254ZM249 254L248 258L247 256L245 255ZM251 254V255H250ZM225 257H224V256ZM227 255V257H226ZM239 255V256H237ZM256 255V256H255ZM255 256V258L253 257ZM262 256V259L261 257ZM239 259H238V258ZM241 257V258H240ZM258 257V258H257ZM231 258H234L231 259ZM252 258V259H251ZM254 258V259H253ZM257 258V259H256ZM260 258V260H259ZM241 259V260H240ZM249 261H247V260ZM237 260V261H236ZM259 260V262H258ZM225 263H224V262ZM253 261V262H252ZM255 261V262H254ZM257 261V262H256Z\"/></svg>",
	"mask_w": 264,
	"mask_h": 264
},
{
	"label": "bare ground",
	"instance_id": "obj_2",
	"mask_svg": "<svg viewBox=\"0 0 264 264\" xmlns=\"http://www.w3.org/2000/svg\"><path fill=\"white\" fill-rule=\"evenodd\" d=\"M12 1H14L15 3H13L12 5L13 6H21V7H26V5H30V0H11V2ZM33 1V0H32ZM35 1V0H34ZM33 1V2H34ZM58 0H56V2H57ZM70 1V0H69ZM81 1V0H80ZM84 1V0H83ZM100 1V0H99ZM101 1H104L105 3H106V1H108V0H101ZM113 1H115V2H118L116 5H114V3H113ZM139 1V0H138ZM138 1L137 0H111V3H113V4H111L110 3V6L108 7L107 6V8H105L104 10H106L105 12L103 11V12H98L97 11V9H91V10H88V11H85V12H83L82 10H81V14L83 15H81L80 14V12H76L77 14H79L80 16H82V18H84L85 20H86V24H89V25H91L92 26V28H97V29H105L104 31H109V33H113V35L115 34V37H114V42H120V38H123V39H129V41L130 40H132V41H135V40H137V41H135V43L136 42H138V41H140L141 39L140 38H143V36L145 35V33H144V35H142V34H140L138 31H137V15H138V12L139 11H141V7H140V5H139V3H138ZM142 1V0H141ZM166 1H168V0H166ZM165 1V2H166ZM175 1V0H174ZM200 0H176V2H177V5L178 4H181V6L179 7V11L176 13V15H172V13L171 12H167L166 14H165V16H162V17H164L163 18V23H164V25H163V27H162V29H159L158 30V37L159 38H157V39H159V42H161V44H162V47L163 48H160V49H158V53L157 54H160V56H159V58L162 56V53L161 52H165V53H167L169 56V58H167V61L165 62L164 60H163V62H165V63H163L162 65L160 64V66H159V70L158 71H156L157 72V74L156 75H153V76H155V77H153L154 79H150L149 80V82H146L145 84L147 85V87L145 88V87H143V89L145 88V91H140V92H142V94H141V96H140V98H138V101H139V103H137L138 104V106L140 105V108L142 107L144 110H146L147 112H148V114L149 115H152V118L154 117V118H156V117H158V116H161V117H163L164 119L163 120H166V122H167V119L168 120H170V123H166L165 121V123H166V125H168L169 124V126H170V128L168 129V133L166 134V137L168 136L169 137V139L168 138H166V141L168 142H170L171 140L170 139H172V140H174V139H176V140H178L176 137L178 136V134L177 133H179V130H182V128H184V121L183 122H181L182 121V118L180 119V118H178V117H187V116H189V114H191L190 113V111L189 110H195V111H198L197 109H195V108H193L194 107V105H195V103L198 105V106H200V107H203L204 105H202V103H203V101H202V99H205V93H206V91H204L203 89H204V87L202 88V87H197V86H200V85H198L197 83H198V80H202L203 78H206V77H208V74L209 75H211V78L210 79H207L208 81L206 82V83H208V85H209V87L213 90H215L214 92H217L216 94H218L219 95V98H220V100H222L221 102L224 104V105H222V106H224V108H225V113L223 112V114H220L219 115V117L218 118H211V119H207L205 122H203V123H205V127H206V131L204 132V135L202 134L201 135V133L199 132H197V130H196V132L198 133V134H196V135H198L197 137H196V139L193 137V141H194V147H193V149H188V147L189 146H186V148L188 149V150H190L191 152H188L187 150V152H188V154L190 153L191 155H192V157L194 158V160H195V165L194 166H192L190 169H191V171H190V173L189 174H187V176H184V181H186L185 183H186V185H188V188L190 189V190H193V191H195V190H197L198 188V184L199 183H205L206 181H207V177L205 176V174H204V172L203 171H205V169H204V167H206L207 166V164H209V163H207L206 164V166L204 165V160H206V159H209L210 158V161H213L212 159H211V157L213 156L212 155V149L211 148H213L214 147V151H215V149L216 148H219V144L222 142L223 143V140L224 139H226V137H227V134H228V130H230V129H227L228 127L227 126H229V128H231V129H233V128H236L237 127V123L240 121L241 122V119H242V122L241 123H239L238 124V126H241V129L242 130H244V131H246L245 132V139H246V141L247 142H250L252 139H254V138H257L256 140H257V142H254L255 144L253 145V148L252 147H250L251 149H252V151L250 150V148H248L249 147V144H248V147H246L245 148V145L243 146V150H242V152L244 151V152H246V153H242V154H245L246 156H247V158L249 159H252V156H253V158H255V157H257V158H260V157H258V155L259 154H262V156H263V152H264V106H263V104H264V25L262 26V28L260 29V31L259 32H261L260 33V35L262 34V36H261V38L263 39V41L262 42H259V43H257L258 41L256 40V38H255V40L257 41L256 43L257 44H255V45H253V46H251L252 45V43H250L249 44V42H247V38H244V34L246 33V30H247V27H248V22L247 21H249L251 18H252V20L255 18V17H253V16H251L250 14H248V11H249V9H250V6H254L253 8H255L254 9V13H256V11L258 10L259 11V9H261L263 6H264V0H236V2L234 3L232 0L230 1V0H213V1H211V2H208V3H212V2H214L215 1V10H214V14H211V15H214V16H212V19L210 18V13L208 14L209 15V17H207L206 19L205 18H203L204 16H203V14H200V16L202 15L203 17L200 19V18H198L199 16H195V12H196V10H197V5L199 4L198 2H199ZM239 1H240V3H241V9H243V12L241 11H239L238 9H240L239 8V6H238V4H240L239 3ZM5 1L3 0V2H2V4L4 3ZM10 1L9 2H7L6 4H8V3H11ZM37 2V1H36ZM35 2V3H36ZM42 3V0H40L39 2H38V4L39 3ZM49 2V1H48ZM85 2V1H84ZM98 2V1H97ZM104 2H102V3H104ZM162 2H164V1H162ZM170 1H168V3H169ZM29 3V4H28ZM45 3V2H44ZM52 3H53V1H52ZM100 3V2H99ZM147 3V2H146ZM173 3H175V2H173ZM172 2H171V4H173ZM198 3V4H197ZM1 4V3H0ZM5 4V3H4ZM15 4V5H14ZM34 4V3H33ZM97 4V3H96ZM142 4V3H141ZM210 4H208V5H210ZM11 5V4H10ZM32 5V4H31ZM31 5H30V7H31ZM42 6H43V9L42 10H44V14L42 15L41 13H39V12H37V8L36 9H32V12H33V10L34 11H36V13L34 12L33 14L35 15H37V14H41L42 15V17L43 16H45V14H46V16H47V14L49 13V11L52 9V7L54 6L53 4H51V3H46V4H41ZM63 5V4H62ZM71 5V4H70ZM72 5H74V4H72ZM106 5H108V4H106ZM106 5H104L103 4V6L105 7ZM112 5V6H111ZM149 5V4H148ZM28 6H27V8H28ZM33 6V5H32ZM64 6V5H63ZM77 6V5H76ZM89 6V5H88ZM87 6V7H88ZM95 6V5H94ZM93 6V7H94ZM100 6H102V4H100ZM144 6V5H143ZM146 6V5H145ZM166 6H168L167 5V3H166ZM173 6V5H172ZM204 6H206V5H204ZM211 6V5H210ZM208 7V9H210L211 7ZM58 7V6H57ZM71 7V6H70ZM78 7V6H77ZM169 7V6H168ZM214 7V6H213ZM1 8V7H0ZM8 8V7H7ZM17 8V7H16ZM19 8V7H18ZM66 8V7H65ZM79 8V7H78ZM90 8H91V6H90ZM97 8H99V6L97 7ZM102 8V7H101ZM202 8V7H201ZM3 9V8H2ZM24 9H26V8H24ZM62 9V8H61ZM69 9H71V8H69ZM75 9H76V7H75ZM88 9V8H87ZM146 9H148L147 7H146ZM199 9V8H198ZM204 9V12H206L207 10H205L206 8H203ZM217 9V10H216ZM240 9V10H241ZM263 9V8H262ZM6 10V9H5ZM15 10V9H14ZM17 10V9H16ZM29 10H30V8H29ZM58 10V9H57ZM66 11L68 10L67 8L65 9ZM101 10V9H100ZM158 10V9H157ZM201 10V9H200ZM220 10V11H219ZM234 10V11H233ZM237 10L239 11V12H237ZM26 11V10H25ZM59 11V10H58ZM57 11V12H58ZM64 11V10H63ZM65 11V12H66ZM73 10L71 9V12H72ZM75 11V10H74ZM76 11H80V10H76ZM143 11H144V9H143ZM147 11V10H146ZM171 11V10H170ZM198 11V10H197ZM203 11V10H202ZM212 11V10H211ZM251 11V10H250ZM249 11V13H251ZM257 11V12H258ZM17 12H19V11H17ZM43 12V11H42ZM61 12V11H60ZM60 12H59V15H60ZM70 12V11H69ZM148 12V11H147ZM146 12V13H147ZM153 12V11H152ZM162 12V11H161ZM260 12V11H259ZM263 13H264V11H262ZM55 13V11L53 12V14ZM66 13H68V12H66ZM119 13H121V14H119ZM244 13H246V15L244 14ZM9 14V13H8ZM19 14H20V17H17L16 15V13H15V15L14 16H16V18H14V19H17L18 21H16V23H17V25H23V23L25 22V24H26V26L28 25L27 24V18H29V17H27V14H28V12L26 13V12H24V11H20L19 12ZM19 14H18V16H19ZM32 14V15H33ZM77 14H74V12H72L71 13V15H74V16H72V17H78L79 18V15H77ZM139 14H140V12H139ZM197 14V13H196ZM232 14H234L235 16L237 15V22H235L234 20H232V21H234L236 24H237V26H239V29H238V31L237 30H234V32L232 31V27H233V25L231 26V29L229 28V23H228V25H226L225 23H224V20H225V18L224 17H226V18H229V17H227V15H231L232 16ZM260 14V13H259ZM258 14V16H260ZM31 15V14H30ZM31 15V16H32ZM40 15V16H41ZM62 15V14H61ZM70 15V14H69ZM71 15H70V17L69 18H71ZM149 15V14H148ZM156 15V14H155ZM206 15V14H205ZM254 15V14H253ZM257 15V14H256ZM264 15V14H263ZM46 16L45 17H43L46 21H47V19H50V18H47L46 19ZM50 16V15H49ZM63 16V15H62ZM66 16V15H65ZM65 16H63V21H64V28H63V26H61L62 28H63V30H61L62 32H61V35L63 34V39L65 40V38L67 37V38H69L68 37V31L70 30L68 27H70L69 25L72 23L73 24V22H69L70 24H68V15H67V17H65ZM142 16V15H141ZM143 16H145V15H143ZM262 16V15H261ZM11 17V16H10ZM48 17V16H47ZM151 17V16H150ZM244 17L245 18H247V21H246V19H244ZM257 17V16H256ZM13 18V17H12ZM31 18V17H30ZM34 18V17H33ZM37 18H38V16H37ZM77 18V19H78ZM153 18V17H152ZM231 18V17H230ZM229 18V19H230ZM263 18H264V16H263ZM25 19H27L26 21H25ZM52 19H53V16H52ZM51 19V20H52ZM72 20L73 19H75V18H71ZM143 19H145V18H143ZM156 19V18H155ZM159 19V18H158ZM158 19H156V21H157V23H158ZM202 19H205V20H203L202 21ZM224 19V20H223ZM31 20V19H30ZM35 20V19H34ZM36 20H38V24H36V25H34V26H39V27H41V26H45L46 24H44V22L41 20V19H36ZM39 20H41L40 22H39ZM50 20V21H51ZM80 19H78V21H79ZM83 20V19H82ZM84 20V21H85ZM141 20V19H140ZM245 20V21H244ZM260 20H263V19H260ZM260 20H258V21H260ZM83 21V22H84ZM160 21V20H159ZM232 21H230V23H232ZM242 21H244V22H242ZM256 21V20H255ZM258 21H256V22H258ZM14 22V21H13ZM37 22V21H36ZM52 22V21H51ZM51 22H49L48 21V25H46V27H48L50 24L49 23H51ZM53 22H54V19H53ZM60 22H61V19H60ZM82 22V23H83ZM141 22V21H140ZM154 22H155V20H154ZM254 22V20L253 21H249V23H251V26H252V23ZM16 23L14 24V25H16ZM81 23V24H82ZM227 23V22H226ZM245 24L246 26V30L245 31H243L242 32V29L241 28H243V29H245V27H243L242 26V24ZM263 23H264V21H263ZM25 24H24V27H25ZM44 24V25H43ZM54 24V23H53ZM60 24H63V23H60ZM71 24V25H72ZM83 24H85V22L83 23ZM140 24V23H139ZM143 24V23H142ZM152 24H154L153 22H152ZM156 24V23H155ZM214 25L215 27H217V30L214 32L215 33V35H216V39L214 38V40H216V43H214L215 44V46L214 47H212L211 48V50L209 51V52H207L208 50H209V48H210V46H209V48L207 49V47L208 46H206L207 44H203V46H202V42L200 41L201 39H205V36L203 37V38H201V39H199V35H201V34H203V32L202 31H206V29L208 28L209 29V27L211 28V26L210 25ZM255 24V23H254ZM258 24H259V22H258ZM14 25H12V28L13 27H15ZM33 25V24H32ZM52 25V24H51ZM55 25V24H54ZM75 25V24H74ZM79 25H80V23H79ZM157 25V24H156ZM158 25H160V24H158ZM235 25V24H234ZM262 25V24H261ZM29 26V25H28ZM33 26V27H34ZM60 26V25H59ZM80 26H83V25H80ZM151 26V25H150ZM153 26H155V25H153ZM213 26V27H214ZM237 26H236V28H237ZM250 26V28H252ZM255 26H256V24H255ZM46 27H44L45 29H46ZM56 27H57V25H56ZM74 27V26H73ZM141 28H143V30H142V32L144 31V27H143V25H141L140 26ZM235 27V26H234ZM254 27V26H253ZM257 27V26H256ZM259 28H260V26H258ZM257 27V28H258ZM21 28V27H20ZM27 28H29V27H27ZM27 28H24L25 30L27 29ZM49 28V27H48ZM47 28V29H48ZM52 28V27H51ZM76 28H77V25H76ZM81 28V27H80ZM256 28V29H257ZM15 29V28H14ZM31 30L33 29V28H30ZM30 29H29V31H30ZM40 30H43V29H41V28H39ZM39 29H37L38 31H39ZM46 29V30H47ZM72 29H75V28H72ZM78 29V28H77ZM91 29V28H90ZM146 29V28H145ZM156 29V28H155ZM234 29V28H233ZM249 29V28H248ZM252 29H254V32H255V28H252ZM19 30V29H18ZM25 30H24V34H25ZM36 30V31H37ZM50 31H51V29H49ZM55 30V29H54ZM76 30V29H75ZM75 30H74V32H75ZM139 30H140V28H139ZM20 32H22L21 30H19ZM37 31V32H38ZM57 31V30H56ZM55 31V32H56ZM59 31H60V29H59ZM72 30H70L69 32H71ZM92 31V30H91ZM97 30L95 29V32H96ZM147 31V30H146ZM252 31V30H251ZM257 30H256V32H258ZM31 32V31H30ZM39 32H41V31H39ZM42 32H44V31H42ZM41 32V33H42ZM52 32V31H51ZM58 32V31H57ZM56 32V33H57ZM78 32H80V29H79V31ZM84 32V31H83ZM101 32V31H100ZM255 32V33H256ZM258 32V33H259ZM29 32H27V34H28ZM45 33V32H44ZM93 33V32H92ZM102 33V32H101ZM104 33V32H103ZM108 33V34H109ZM111 33V34H112ZM206 33H209V31L207 30V32ZM205 32H204V34H206ZM213 33V34H214ZM247 33L248 34H251V33H249L248 31H247ZM246 33V34H247ZM27 34H26V36H27ZM30 34V35H29ZM28 35L31 37V35L32 36H34L33 34H36V32H34V33H29ZM46 34V33H45ZM58 34H59V32H58ZM87 34V33H86ZM99 34V33H98ZM157 34V33H156ZM37 35H39L40 36V34L38 33ZM49 35H51V34H49ZM53 35H54V33H53ZM60 35V36H61ZM93 35V34H92ZM155 35V34H154ZM259 35V36H260ZM44 36V35H43ZM46 36H48V35H46ZM81 36V35H80ZM79 36V37H80ZM84 36V35H83ZM103 36V35H102ZM105 36V35H104ZM213 36V35H212ZM248 36V35H247ZM250 36V35H249ZM258 36V35H257ZM256 36V37H257ZM24 37V36H23ZM28 37V36H27ZM26 37V38H27ZM29 37V38H30ZM58 37V36H57ZM56 37V38H57ZM72 37H74V35L72 36ZM78 37V36H77ZM93 37H94V35H93ZM98 37V36H97ZM100 37H101V34H100ZM107 37V36H106ZM145 37H147V36H145ZM215 37V36H214ZM246 37V36H245ZM25 38V39H26ZM28 38V39H29ZM36 38H39L38 36H36ZM35 38V39H36ZM55 38V37H54ZM89 38H91V37H88V39ZM102 38V37H101ZM100 38V39H101ZM208 38V37H207ZM211 38H213V37H211ZM250 38V37H249ZM252 38V37H251ZM34 39V38H33ZM47 39V38H46ZM49 39H50V37H49ZM60 39V38H59ZM62 39V38H61ZM72 40L74 39V38H71ZM102 39H104V38H102ZM122 39V40H123ZM149 39V38H148ZM260 38H258V40H259ZM39 40V39H38ZM38 40H33L32 42H34V41H38ZM41 40H44V39H41ZM68 40V39H67ZM82 40V39H81ZM86 41H87V39H85ZM90 40V39H89ZM97 41H98V39H96ZM107 39H105V41H106ZM146 40V39H145ZM206 40V39H205ZM212 41V39L210 40V41H212L211 43H213V42H215V41ZM16 41V40H15ZM23 41H24V44L26 43L25 41L26 40H24L23 39ZM66 41V40H65ZM70 41V40H69ZM73 41H77L78 42V40H77V38L75 39V40H73ZM72 41V42H73ZM147 41V40H146ZM149 41H150V39H149ZM149 41H147V42H149ZM152 41V40H151ZM206 41H209V38H208V40H206ZM249 41V40H248ZM60 41H58L57 40V42L56 43H59ZM61 42H62V40H61ZM85 42V41H84ZM102 42V41H101ZM107 42H109V40L107 41ZM122 42H124V41H122ZM121 42V43H122ZM128 42V41H127ZM141 42V41H140ZM250 42H252V39H251V41ZM21 43V42H20ZM35 43V42H34ZM50 43H51V41H50ZM50 43H48V44H50ZM52 43H53V41H52ZM51 43V44H52ZM54 43H55V41H54ZM68 43V42H67ZM67 43H65V45L67 44ZM71 43V42H70ZM92 43V42H91ZM93 43H94V41H93ZM98 43V42H97ZM103 43H104V41H103ZM117 43V44H118ZM130 43V42H129ZM139 43V42H138ZM207 43V42H206ZM28 44V43H27ZM26 44V45H27ZM36 44V43H35ZM38 44H40V43H38ZM37 44V45H38ZM82 44H85V43H81V45ZM90 44V43H89ZM102 44V43H101ZM111 44V43H110ZM125 44V43H124ZM124 44H122V45H124ZM133 45H134V43H132ZM139 44H141V43H139ZM145 44H146V42H145ZM151 44V43H150ZM208 44H210L209 42H208ZM23 45V44H22ZM33 45V44H32ZM58 45V44H57ZM62 45V44H61ZM67 45H70V44H67ZM94 45V44H93ZM109 45V44H108ZM112 45V44H111ZM120 45V44H119ZM121 45V46H122ZM130 45V44H129ZM142 45V44H141ZM211 45V44H210ZM20 46H21V44H20ZM52 46V45H51ZM50 46V48H53V47H51ZM55 46V45H54ZM86 46H88V44L86 45ZM92 46V45H91ZM102 46H103V44H102ZM101 46V47H102ZM126 46H128V45H125V47L123 48V49H117V50H115V51H113L112 49H109V50H111V51H113V52H111V53H109L110 54V59H109V62L110 63H116V66H118L119 68L121 67V68H125L126 69V72H127V65L128 64H132L133 62H134V60H133V62H132V58L134 57H132V55H134V54H132L131 55V53H130V55H129V52H128V50H126L127 48H126ZM143 46V45H142ZM147 46V45H146ZM150 46V45H149ZM149 46H147V51H149L148 50V47ZM35 47V46H34ZM48 47V46H47ZM67 47V46H66ZM65 46L63 47V48H66ZM79 48L81 47L82 48V46H78ZM89 47H90V45H89ZM97 47V46H96ZM116 47H118V45L116 46ZM132 47V46H131ZM138 47V46H137ZM152 47V46H151ZM155 47V46H154ZM17 48V47H16ZM25 48V47H24ZM37 48H39V46L37 47ZM35 49V51L37 50L38 51V49ZM55 48L56 47H54V52L55 51H57V50H55ZM57 48H59V46L57 47ZM69 48V47H68ZM77 48V47H76ZM100 48V47H99ZM113 48V47H112ZM115 48V47H114ZM129 48V47H128ZM139 48V47H138ZM137 48V49H138ZM203 48V49H202ZM2 49V48H1ZM13 49V48H12ZM15 49V48H14ZM26 49V48H25ZM28 49V48H27ZM62 49V48H61ZM71 49V48H70ZM70 49H68V51H70ZM74 49V48H73ZM72 49V50H73ZM86 49V48H85ZM94 50H95V47L93 48ZM96 49H98V47L96 48ZM102 49V48H101ZM105 49V48H104ZM103 49V50H104ZM116 49V48H115ZM130 49H133V48H130ZM136 49V50H137ZM141 49V48H140ZM150 49V48H149ZM155 49V48H154ZM52 50V49H51ZM59 50V49H58ZM66 50V49H65ZM75 50V49H74ZM107 50V49H106ZM145 50V51H146ZM151 50H153V49H151ZM204 50V51H203ZM14 51V50H13ZM12 51V52H13ZM17 51V50H16ZM30 51V50H29ZM36 51V52H37ZM53 51V50H52ZM52 51H50V52H52ZM82 51V50H81ZM89 51V50H88ZM96 51V50H95ZM140 51H142V50H140ZM139 51V52H140ZM146 51V52H147ZM153 51H155V50H153ZM34 52V51H33ZM49 52V53H50ZM59 52V51H58ZM57 52V53H58ZM65 52V51H64ZM72 52H74V51H72ZM75 52H76V50H75ZM74 52V53H75ZM78 52H80V50H78ZM97 52H99V53H101L102 51H97ZM110 52V51H109ZM138 52V53H139ZM207 52V53H206ZM41 53V52H40ZM85 53H87V50H86V52ZM90 53V55H91V52H89ZM92 53H93V51H92ZM95 53V52H94ZM133 53H134V51H133ZM148 53V52H147ZM149 53H150V51H149ZM148 53V54H149ZM30 54H32V51H31V53ZM52 54H53V52H52ZM135 54H137V53H135ZM144 54V53H143ZM164 54V53H163ZM207 54H210L208 57L209 58H211L210 56H214V68L212 69V67L210 68L211 69V71L212 72H210L209 70V72L207 73L205 70H204V75H205V77H201V75H203V74H199V73H201V71L203 70V67L202 68H200V65H199V62L204 58V59H207V60H209V58H206L207 57ZM23 55V54H22ZM27 55H29L28 53H27ZM36 55V54H35ZM63 55V54H62ZM65 55V54H64ZM76 55H77V53H76ZM87 55V54H86ZM94 55V54H93ZM93 55H92V57H93ZM102 55V54H101ZM25 56V55H24ZM30 56V55H29ZM28 56V57H29ZM33 56H34V53H33ZM33 56H32V58H33ZM37 56H40V55H37ZM48 56V55H47ZM49 56H51V55H49ZM67 56H68V54H67ZM80 56L82 57V53L80 52ZM135 56H137V55H135ZM146 56V55H145ZM149 56V55H148ZM154 56V55H153ZM166 56V55H165ZM14 57V56H13ZM13 57H11V58H13ZM27 57V58H28ZM65 57V56H64ZM156 57V56H155ZM163 57V56H162ZM167 57V56H166ZM26 58V57H25ZM37 57H34V60L36 59ZM47 58H50V57H47ZM58 58V57H57ZM68 58V57H67ZM101 58V57H100ZM106 58V57H105ZM107 58H109V57H107ZM141 58V57H140ZM149 58V57H148ZM150 58H151V56H150ZM158 58V57H157ZM156 58V59H157ZM164 58V57H163ZM213 58V57H212ZM21 59H23L22 57H21ZM52 59V58H51ZM62 60H63V58H61ZM84 59V58H83ZM87 59V58H86ZM89 59V58H88ZM97 59V58H96ZM102 59V58H101ZM153 59V58H152ZM162 59V58H161ZM169 59V60H168ZM16 60V59H15ZM28 60H31V58L30 59H28ZM33 60V61H34ZM55 60H56V58H55ZM60 60V59H59ZM64 60H66V58L64 59ZM68 60V59H67ZM66 60V61H67ZM72 60V59H71ZM93 60V59H92ZM95 60V59H94ZM102 60H104V59H102ZM136 60V59H135ZM147 60V59H146ZM149 61L151 60V59H148ZM155 60V59H154ZM153 60V61H154ZM14 61V60H13ZM106 61V60H105ZM104 61V62H105ZM26 62H29L30 63V61H26ZM43 62V61H42ZM52 62H53V60H52ZM58 62V61H57ZM65 62V61H64ZM78 62V61H77ZM76 62V63H77ZM81 62H82V60H81ZM85 62H87V61H85ZM85 62H83V63H85ZM161 62V61H160ZM159 62V63H160ZM202 62V61H201ZM17 63V62H16ZM37 63V62H36ZM45 63V62H44ZM44 63H42V64H44ZM59 63H60V61H59ZM59 63H57L58 65H59ZM68 63H70V61L68 62ZM71 63H73V62H71ZM149 63H151V62H149ZM153 63H155V62H153ZM162 63V62H161ZM204 64H205V62H203ZM211 63V62H210ZM210 63H208V65L210 64ZM213 63V62H212ZM10 64H12V63H10ZM32 64V63H31ZM42 64H40V67L42 66ZM46 64V63H45ZM52 64V63H51ZM56 64V62H55V65H57ZM82 64V63H81ZM80 64V65H81ZM86 64V63H85ZM102 64H105V63H102ZM201 64V63H200ZM29 65V64H28ZM33 65V64H32ZM31 65V66H32ZM53 65V64H52ZM72 65H74V64H72ZM72 65L71 66H69V67H72ZM156 65V64H155ZM33 66H36V65H33ZM39 66V65H38ZM68 66V65H67ZM75 66V65H74ZM83 66V65H82ZM98 66V65H97ZM157 66V65H156ZM209 66H212V65H209ZM55 67V66H54ZM57 67V66H56ZM84 67V66H83ZM100 67H101V63H100ZM141 67V66H140ZM144 67V66H143ZM155 67V66H154ZM11 68V67H10ZM9 68V69H10ZM19 68V67H18ZM34 68V67H33ZM42 68V67H41ZM61 68H63V66H61ZM68 68V67H67ZM132 68V70H135L134 68H133V66L131 67ZM206 68V67H205ZM23 69V68H22ZM28 69V68H27ZM37 69V71H40L38 68H36ZM57 69V68H56ZM60 69V68H59ZM72 69V68H71ZM78 69H79V66H78ZM77 69V70H78ZM88 69V68H87ZM112 69V68H111ZM110 69V70H111ZM139 69V68H138ZM154 69V68H153ZM208 68H206V70H207ZM26 70V69H25ZM64 70V69H63ZM68 70H69V68H68ZM75 70V69H74ZM81 70V69H80ZM79 70V71H80ZM104 70V69H103ZM33 71H35V69H33L32 70V72ZM36 71V72H37ZM46 71V70H45ZM62 71V70H61ZM66 71H67V69H66ZM78 71V72H79ZM108 71V70H107ZM106 71V72H107ZM139 71V70H138ZM142 71V70H141ZM154 71V72H155ZM200 71V72H199ZM9 72V71H8ZM11 72H13V71H11ZM11 72L10 73H7V74H11ZM28 72V70L25 72V73H27ZM52 72H55L54 70L52 71ZM60 72V71H59ZM65 72V71H64ZM76 72V71H75ZM99 72V71H98ZM145 72V71H144ZM199 72V73H198ZM28 73H30V72H28ZM35 72H33V74H34ZM39 73V72H38ZM41 73H42V71H41ZM56 73V72H55ZM55 73H52V74H54L55 75ZM73 73V72H72ZM80 73V72H79ZM105 73V72H104ZM124 73H125V70H124ZM141 73V72H140ZM196 73V74H195ZM31 74V73H30ZM49 74V73H48ZM60 74H63V72L61 73L60 72ZM60 74H59V76H60ZM66 73H64L63 74V76L65 75ZM81 74V73H80ZM131 74V73H130ZM134 74V73H133ZM5 75H6V73H5ZM4 75V76H5ZM13 75V74H12ZM26 75H28V74H26ZM76 75V74H75ZM74 75V76H75ZM93 75V74H92ZM94 75H95V73H94ZM98 75V74H97ZM116 75V74H115ZM128 75V74H127ZM132 75V74H131ZM144 75V74H143ZM30 76V75H29ZM31 76H34V75H32L31 74ZM30 76V77H31ZM36 76V78H37V75H35ZM40 76V75H39ZM38 76V77H39ZM70 76V75H69ZM73 76V75H72ZM90 76H91V74H90ZM107 76V75H106ZM105 76V77H106ZM124 76V75H123ZM126 76V75H125ZM47 77V76H46ZM94 77H96V76H94ZM103 77V76H102ZM116 77V76H115ZM147 77V76H146ZM5 78H7V76L5 77ZM11 78V77H10ZM34 78V77H33ZM36 78H34V80L36 79ZM43 78H45V77H43ZM51 78H52V75H51ZM51 78H49V79H51ZM55 78V77H54ZM58 78V77H57ZM56 78V79H57ZM60 78H64V77H60ZM66 78V77H65ZM135 78V77H134ZM144 78V77H143ZM8 79V78H7ZM25 79V78H24ZM28 79H29V77H28ZM41 79V78H40ZM47 79V78H46ZM48 79V80H49ZM53 79V78H52ZM123 79V78H122ZM147 79H149V78H147ZM12 80V79H11ZM23 80V79H22ZM22 80H20V81H22ZM37 80V82H38V79H36ZM35 80V81H36ZM59 80V79H58ZM61 80V79H60ZM67 80V79H66ZM119 80V79H118ZM141 80H142V78H141ZM205 80V79H204ZM17 81V80H16ZM30 81H31V79H30ZM30 81H28V82H30ZM43 81V80H42ZM46 81V80H45ZM51 81V80H50ZM49 81V82H50ZM53 81V80H52ZM137 81H139V80H137ZM136 81V82H137ZM14 82V81H13ZM23 82H25V81H23ZM36 82V83H37ZM41 82V81H40ZM47 82V81H46ZM61 82H63V80L61 81ZM65 82V81H64ZM84 82V81H83ZM98 82V81H97ZM125 82H126V80H125ZM201 82V81H200ZM17 83L19 84V85H22L23 86V84L21 83H19V82H16V86H17ZM35 83V84H36ZM45 83V82H44ZM43 82L42 83H39V84H44ZM65 83H67V82H65ZM203 83V82H202ZM205 83V82H204ZM204 83H203V85H204ZM205 83V86L207 85ZM32 84V83H31ZM39 84L37 83L36 85L37 86H39ZM56 84V83H55ZM54 84V85H55ZM82 84V83H81ZM96 84V83H95ZM121 84V83H120ZM119 84V85H120ZM130 84V83H129ZM197 84V85H196ZM14 85V84H13ZM25 85V84H24ZM46 85V84H45ZM44 85V86H45ZM53 85V86H54ZM59 85V84H58ZM75 85V84H74ZM92 85V84H91ZM137 85H139V87H140V84H137ZM190 85V86H189ZM26 86V85H25ZM33 86V85H32ZM36 86V87H37ZM42 86V85H41ZM50 86V85H49ZM68 86V85H67ZM83 86V85H82ZM120 86H122V84L120 85ZM119 86V87H120ZM128 86V85H127ZM135 86V85H134ZM55 87H58V86H55ZM70 86H68V88H69ZM95 87V86H94ZM111 87V86H110ZM116 87H117V85H116ZM138 87V86H137ZM13 88V91H14V87H12ZM24 88V87H23ZM22 88V90H24L25 89V94L27 93L26 92V89H27V86H26V88H24L23 89ZM33 89H34V86L32 87ZM82 88V87H81ZM112 88V87H111ZM141 88V87H140ZM148 88V89H147ZM206 88V87H205ZM33 89H32V91H31V93L30 92H28V94H34V92H33ZM38 89V88H37ZM37 89H35V90H37ZM48 89V88H47ZM50 90L52 89L51 87L49 88ZM49 89H48V91H49ZM55 88L53 87V90H54ZM60 89H61V87H60ZM56 90L58 93L61 91V90ZM73 89H74V87L72 88V91H73ZM89 89V88H88ZM107 89V88H106ZM110 89V88H109ZM120 90H121V88H119ZM129 89V88H128ZM139 89V88H138ZM186 89V90H185ZM101 90V89H100ZM118 90V89H117ZM116 90V91H117ZM183 90H185V93L184 92H181V91H183ZM1 91V90H0ZM15 91H16V89H15ZM19 91V90H18ZM40 91H41V89H40ZM66 91V90H65ZM81 91V90H80ZM86 91V90H85ZM88 91V90H87ZM92 91V90H91ZM96 91V90H95ZM122 91V90H121ZM138 91V92H139ZM152 91H162V93L163 92H165V93H168V95H165V97L163 96V98L161 99V100H158V101H154V99H153V96L150 94ZM10 91H8L7 92V94L9 93ZM17 92V91H16ZM16 92H12L13 94L15 93L16 94ZM20 92L21 91H19V94H20ZM33 92V93H32ZM37 92H38V90H37ZM71 92V91H70ZM74 92V91H73ZM72 92V93H73ZM99 92V91H98ZM125 91H123L122 93H124ZM128 92V91H127ZM208 92V91H207ZM212 92V91H211ZM211 92H209L210 93V96H211ZM1 93V92H0ZM11 93V92H10ZM9 93V94H10ZM67 93V92H66ZM71 93V94H72ZM75 93H77V92H75ZM81 94H82V92H80ZM79 93V94H80ZM105 93V92H104ZM119 93H121V92H119ZM136 93V92H135ZM135 93H134V96H135ZM162 93H161V95H162ZM177 94L178 96H175L174 98L172 97V94ZM213 93V92H212ZM18 94V93H17ZM22 94H23V91H22ZM25 94L23 95V96H25ZM38 94V93H37ZM40 94H42V91H41V93ZM44 94V93H43ZM41 95V97L43 96V97H45V98H48V97H46L47 95ZM49 94V93H48ZM54 93H52L51 92V94L50 95H53ZM57 94V93H56ZM63 94V93H62ZM74 94V93H73ZM72 94V95H73ZM78 93L77 94H75L76 96H78L79 95ZM85 94V93H84ZM153 95H156L157 96V94H154V93H152ZM170 94V95H169ZM190 94H192L191 96H194V98L192 99V100H189V98L191 99V97L189 96ZM11 95V94H10ZM74 95V97H76ZM108 95H110V94H108ZM130 95V94H129ZM160 95V94H159ZM209 95V94H208ZM5 96H7V95H5ZM19 96V95H18ZM22 96V97H23ZM30 96V95H29ZM54 96H55V94H54ZM64 96H66V95H64ZM112 96V95H111ZM118 96V95H117ZM155 96V98H157ZM215 96V95H214ZM9 97H12V95L11 96H9ZM13 97H15L14 95H13ZM12 97V98H13ZM26 97V96H25ZM32 97V96H31ZM30 97V98H31ZM38 97H39V95H38ZM53 97V96H52ZM60 97V96H59ZM68 97V96H67ZM114 97H116L115 95H114ZM138 97V96H137ZM159 97V96H158ZM162 97V96H161ZM160 97V98H161ZM180 97H182L185 101H183V100H181V98ZM213 97V96H212ZM6 98H8V96L6 97ZM34 99H35V95H34V97H33ZM54 98V97H53ZM53 98H52V100H53ZM66 98V97H65ZM92 98V97H91ZM93 98H94V96H93ZM98 98V97H97ZM107 98V97H106ZM106 98H105V100H106ZM136 98V97H135ZM180 98V99H179ZM214 98V97H213ZM4 99V98H3ZM9 99V98H8ZM15 99H20L19 97L17 98H15ZM24 100H25V98H23ZM27 99V98H26ZM28 99H29V97H28ZM39 100H42V98L40 99V97L38 98ZM49 99V98H48ZM61 98H59L58 100H60ZM62 99H63V97H62ZM76 99V98H75ZM133 99V98H132ZM212 99V98H211ZM5 100V99H4ZM10 100V99H9ZM12 100V99H11ZM11 100L9 101V103L8 104H10V102H11ZM13 100H14V98H13ZM30 100V99H29ZM51 100V99H50ZM66 100V99H65ZM65 100H62V102L61 103H63V101H65ZM74 100V99H73ZM80 100H81V98H79V102L78 103H81L80 102ZM119 100V99H118ZM135 100V99H134ZM8 101V100H7ZM19 101V100H18ZM17 101V104L19 103ZM36 101V100H35ZM43 101H45V99H43ZM57 101V100H56ZM55 101V102H56ZM130 101V100H129ZM216 101H218V100H216ZM21 102V101H20ZM23 102V101H22ZM27 102V101H26ZM29 102V101H28ZM27 102V103H28ZM38 102V101H37ZM48 102H50V101H47V103ZM52 102V101H51ZM67 102V101H66ZM73 102V101H72ZM71 102V103H72ZM77 102V101H76ZM87 102H89V101H87ZM95 102V101H94ZM96 102H98V101H96ZM190 102H191V105L193 106H191L190 105ZM213 102V101H212ZM263 102V104H262V111L261 112H258L257 113V109H255V108H257V106L258 105H260L261 103ZM58 103H60V102H58ZM61 103H60V105H61ZM74 103V102H73ZM78 103L76 104L77 106H78ZM99 103V102H98ZM106 103V102H105ZM105 103L103 104V106H106L105 105ZM108 103V102H107ZM117 103V102H116ZM1 104H3V103H1ZM0 104V105H1ZM8 104L6 105V106H8ZM40 104V103H39ZM39 104H37L36 103V105H39ZM43 104V103H42ZM45 104V103H44ZM52 104V103H51ZM50 104V105H51ZM54 104V103H53ZM88 104V103H87ZM110 104V103H109ZM132 104V103H131ZM205 104H207V103H205ZM10 105H13V103L12 104H10ZM29 105V104H28ZM66 105V104H65ZM83 105H84V102H83ZM96 105V104H95ZM100 105V104H99ZM98 105V106H99ZM111 105H112V103H111ZM111 105H108L109 106V108H111V109H107V112L108 111H110V110H112L113 108L112 107H110ZM118 105V104H117ZM122 105H124V104H122ZM217 105V104H216ZM19 106V105H18ZM23 106V105H22ZM68 106V105H67ZM76 106V107H77ZM88 106V105H87ZM92 106V105H91ZM169 106H170V108H171V110H168L169 109ZM191 106V107H190ZM5 107V105H3V108ZM15 106H13V107H10V109H12V108H14ZM24 107H26V105L24 106ZM23 107V108H24ZM31 107H33V106H31ZM31 107H30V109H31ZM35 107H37V106H35ZM43 107V106H42ZM69 107H71V105H69ZM78 107H80V106H78ZM95 107V106H94ZM93 107V108H94ZM116 107V106H115ZM114 107V108H115ZM190 107V108H189ZM206 107V106H205ZM211 106H209V108H210ZM41 108V107H40ZM40 108L38 109V112H39V114H40ZM68 108V107H67ZM82 108H84V107H82ZM82 108H81V110H82ZM91 108V107H90ZM89 108V109H90ZM103 108V107H102ZM198 108V107H197ZM261 108V107H260ZM5 109V108H4ZM14 109H18L17 107L16 108H14ZM22 109V108H21ZM25 109V108H24ZM34 109V108H33ZM46 109H48L49 110V107L48 108H46ZM45 109V112L47 111ZM55 109V108H54ZM71 109V108H70ZM69 109V110H70ZM76 108H74L73 109V113H77L78 112V110L76 109ZM136 109V108H135ZM199 109V108H198ZM211 109V108H210ZM213 109H215V108H213ZM217 109V108H216ZM259 109V108H258ZM6 110H7V108H6ZM6 110L4 111V113L6 112ZM23 110V109H22ZM35 110V109H34ZM43 110V109H42ZM60 110V109H59ZM58 110V111H59ZM74 110H75V112H74ZM99 110V109H98ZM118 110V109H117ZM132 110V109H131ZM139 110V109H138ZM137 110V111H138ZM169 112H168V111ZM206 110V109H205ZM259 110H261V109H259ZM19 111V110H18ZM37 111V110H36ZM44 111V110H43ZM50 111V110H49ZM56 111H57V109H56ZM58 111L56 112V113H58ZM86 111H88V110H86ZM85 111V112H86ZM91 111V110H90ZM121 111H123V110H121ZM202 111V110H201ZM211 111H212V109H211ZM215 111L217 112V111H219V110H214V112L213 113H215ZM222 111V110H221ZM221 111H219V112H221ZM2 111L0 110V113H1ZM10 112V111H9ZM9 112H7V114H9ZM27 112H28V110H27ZM65 112L66 113H68V110L66 111V109H65ZM82 112H84L83 110H82ZM114 112V111H113ZM131 112V111H130ZM134 112H136V111H134ZM143 112V110L141 111V113ZM11 113V112H10ZM15 113H17L16 111H15ZM33 113V112H32ZM42 113V112H41ZM49 113V112H48ZM51 113V112H50ZM72 113V114H73ZM81 113V112H80ZM111 113V112H110ZM120 113V112H119ZM138 113V112H137ZM140 113V114H141ZM196 113V112H195ZM199 113V112H198ZM202 113V112H201ZM200 113V114H201ZM207 112H205V114H206ZM6 114V115H7ZM12 114H14L13 113V111H12ZM18 114H20L19 112H18ZM18 114H15V115H17L18 117L21 115H18ZM31 114V113H30ZM34 114H35V112H34ZM38 114V113H37ZM38 114V115H39ZM55 114V113H54ZM123 114V113H122ZM135 114V113H134ZM3 115V112H2V114H0V116H2ZM64 115H66V114H64ZM64 115H62V116H64ZM74 115V114H73ZM91 116V114H89V113H87V118H88V116ZM106 115L108 116V113H105L104 115H103V119L106 121V119L107 118H105L106 117ZM118 115V114H117ZM129 115V114H128ZM136 115V114H135ZM143 115V114H142ZM196 115H198V114H196ZM201 115H203V114H201ZM200 115V116H201ZM14 116V115H13ZM25 116H27V114L25 115ZM30 116V115H29ZM40 116H42V114L40 115ZM55 116H57V115H55ZM61 116V117H62ZM68 116V115H67ZM67 116H65L66 118H67ZM72 116V115H71ZM86 116V115H85ZM116 116V115H115ZM145 115H143V117H144ZM200 116H198V117H200ZM10 117H12L11 115H10ZM35 117H37V116H34V119H35ZM42 117H46V114H45V116H42ZM41 117V118H42ZM60 117V116H59ZM65 117H62L61 118V122H62V124L64 123L63 122V120H64V118ZM76 117H79V118H81L82 117V114H81V117L80 116H77L76 115ZM122 117V116H121ZM120 117V118H121ZM190 117V116H189ZM194 117V116H193ZM202 117H204V116H202ZM201 117V118H202ZM2 118V117H1ZM0 118V119H1ZM3 118H5V117H3ZM2 118V119H3ZM7 118V117H6ZM33 118V117H32ZM53 118V117H52ZM75 118V117H74ZM79 118H77L78 120H80ZM95 118V117H94ZM116 118H119V117H115V119ZM188 118V117H187ZM209 118V117H208ZM239 118H241L240 120H239ZM9 119H11V118H9ZM15 119V118H14ZM16 119H17V117H16ZM25 119V118H24ZM31 119V118H30ZM38 119H39V116H38ZM45 119H48L47 121H49V117H47V118H45ZM63 119V120H62ZM85 119V118H84ZM93 119V118H92ZM151 119V118H150ZM159 120H157V119H155L154 121H152V123H151V121H150V127H149V129L151 128V129H159V128H161L160 126H159V122L162 120L161 118H158ZM161 119V120H160ZM174 121H173V120ZM185 119V118H184ZM190 119V118H189ZM188 119V120H189ZM194 119V118H193ZM197 119H199V118H197ZM11 120H13V118L11 119ZM26 120H29V119H26ZM31 120H33V119H31ZM36 120L37 119H35V122H34V125L36 124ZM42 120H44V119H42ZM53 120H54V118H53ZM65 120H67L68 122H69V120L68 119H65ZM95 120V119H94ZM104 120H103V122H104ZM113 120V119H112ZM144 120V119H143ZM152 120V119H151ZM156 120L157 121H159L158 123L156 122ZM224 120H226L225 121V123L227 124V128L226 127H224V124H223V121ZM239 120V121H238ZM7 121H8V118H7ZM6 121V122H7ZM19 121H21V120H19ZM59 121H60V119H59ZM72 121V120H71ZM76 121V120H75ZM93 121V120H92ZM98 121H99V118H98ZM115 121V120H114ZM136 121V120H135ZM148 122H149V120H147ZM191 121H193L192 119H191ZM197 121V120H196ZM196 121H194V122H196ZM2 122H3V120H2ZM39 122H42L41 120L39 121ZM60 122V123H61ZM67 122V123H68ZM79 121H77V123H78ZM81 122H84L85 124H87V128L89 127V122L90 121H88V120H84V121H81ZM134 122V121H133ZM137 123H139L138 121H136ZM163 122V123H164ZM185 122H186V120H185ZM193 122V123H194ZM4 123V122H3ZM3 123L1 124V127H3L2 125H3ZM14 123H15V121H14ZM21 123V122H20ZM50 122H48V124H49ZM52 123H54V122H52ZM57 123V122H56ZM65 123H66V121H65ZM66 123V124H67ZM75 123V122H74ZM106 123H108L107 125H110L109 123H111L112 124V122H109V120L106 122ZM106 123H105V126H106ZM118 123V122H117ZM136 123V124H137ZM143 123V122H142ZM193 123H192V125H193ZM5 125H7L6 123H4ZM10 124L11 123H8V125L10 126ZM13 124V123H12ZM61 124V125H62ZM102 122L99 124H91V130H89V131H94L95 130V128H99L100 126H102ZM121 124V123H120ZM131 124V123H130ZM145 124V123H144ZM143 124V125H144ZM149 124V123H148ZM190 124V123H189ZM8 125H7V128L9 129V128H11V127H8ZM29 124L27 123V126H28ZM59 125V124H58ZM73 125V124H72ZM80 125V124H79ZM81 125H82V123H81ZM115 125V123H113V126ZM133 125V124H132ZM132 125H131V127H132ZM139 125H140V123H139ZM147 125V124H146ZM161 125V124H160ZM164 125V124H163ZM199 125L200 124H198V128H199ZM30 126V125H29ZM28 126V128H30V127H33V126H30L29 127ZM46 126H49V125H47L46 124ZM62 126H66V125H62ZM68 126H70V123H69V125H67L64 129H65V131H66V128L68 127ZM74 126V125H73ZM112 126V127H113ZM134 127H136V125H133ZM169 126H166V127H169ZM188 126V125H187ZM189 126H191V125H189ZM203 126L204 125H201V127L203 128ZM244 126L247 128V129H245L244 128ZM13 127V126H12ZM37 127V126H36ZM44 127V126H43ZM83 127V126H82ZM90 127H89V129H90ZM141 127V126H140ZM165 127V126H164ZM195 127V126H194ZM226 128L225 130L226 131H224V128ZM42 128V127H41ZM47 128V127H46ZM76 127H73V129H75ZM103 128H105V129H103ZM103 128H100V129H102V132H103V137L104 138H102V140L104 139V142L102 141V143H103V148H101L100 150L102 151V149H103V154H105L106 155V157H109L111 160H112V162H117V164L119 163V162H121L123 159H124V155H127L126 154V151H128V150H126L125 151V154L123 153L124 151L123 150H120V149H123V148H119V145H118V138H116L115 137V135H117V136H119V138H120V135L119 134H116V132L118 133V131H119V133L120 134H124L123 132L125 131H122V129H124V128H121V130H117V129H115V126H114V128H110L109 127V129L107 128V126L106 127H104L103 126ZM142 128H143V126H142ZM191 128V127H190ZM12 129V128H11ZM10 129V130H11ZM44 129V128H43ZM42 129V130H43ZM53 129V128H52ZM69 129V128H68ZM67 129V130H68ZM71 129V128H70ZM73 129H71V130H73ZM110 130V132L109 133H107V134H105V132H106V130ZM118 129H119V127H118ZM135 129V128H134ZM145 129V128H144ZM187 129V128H186ZM194 129V128H193ZM192 129V130H193ZM200 129V128H199ZM3 130V129H2ZM5 130H6V128H5ZM33 130V129H32ZM38 130H41L39 127H38ZM56 131H57V129H55ZM59 130H61V129H58V131ZM80 130V129H79ZM79 130H77V131H79ZM117 130V131H116ZM127 130V129H126ZM166 130V129H165ZM189 130V129H188ZM201 130H203V129H201ZM234 130L235 129H233V133H234ZM239 130V129H238ZM7 131V130H6ZM5 131V132H6ZM19 131H20V129H19ZM36 131V130H35ZM47 129H46V133H47ZM87 131V130H86ZM93 131L91 132L92 134H93ZM97 131L98 130H96V133H97ZM129 131H130V128H129ZM153 131V130H152ZM161 131V130H160ZM163 131H164V129H163ZM0 132H2L1 130H0ZM13 132V131H12ZM49 132V131H48ZM62 132H64V130L62 131ZM69 132V131H68ZM73 132H74V130H73ZM76 132V131H75ZM99 132V131H98ZM131 132V131H130ZM133 132V131H132ZM131 132V133H132ZM148 132V131H147ZM159 132V131H158ZM157 131L155 132H153V133H158ZM162 132V131H161ZM186 132V131H185ZM190 132H191V130H190ZM194 132V131H193ZM240 132H241V130H240ZM239 132V133H240ZM243 132V131H242ZM11 133V132H10ZM10 133H8V134H10ZM14 133V132H13ZM16 133V132H15ZM14 133V134H15ZM21 133V132H20ZM77 133V132H76ZM80 133H82V132H80ZM101 133V132H100ZM138 134L137 135H135L136 133H134V136H132V134H130L131 136H129L130 137V139H131V137L133 138V139H135L136 140V142L137 141H140L141 139H140V136L142 135V131L141 132H137ZM146 133V132H145ZM164 133V132H163ZM180 133H181V131H180ZM230 133V132H229ZM232 133V132H231ZM230 133V134H231ZM7 134V133H6ZM12 134V133H11ZM28 134V133H27ZM39 134V133H38ZM45 134V133H44ZM52 134V133H51ZM60 134H61V132H60ZM65 135H67L66 133H64ZM88 134V133H87ZM105 134V135H104ZM143 134H144V132H143ZM148 134H150V133H148ZM190 134V133H189ZM236 134H238V132L236 133ZM236 134H234V135H236ZM242 133H240V135H241ZM3 135V134H2ZM1 135V136H2ZM16 135V134H15ZM18 135H19V133H18ZM30 135H31V133H30ZM40 135H41V133H40ZM48 135V134H47ZM53 135V134H52ZM72 136H73V134H71ZM77 134H75V136L74 137H72L71 138V140H73L74 138H75V143L77 142L76 141V137L78 136H76ZM82 135V134H81ZM102 135H100L99 137H101ZM145 135V134H144ZM152 135V134H151ZM150 135V136H151ZM161 135V134H160ZM183 135V134H182ZM233 135V134H232ZM243 135V134H242ZM1 136H0V138H1ZM35 136H36V134H35ZM35 136H33V138L35 137ZM42 136V135H41ZM58 136L59 135H57V138H58ZM62 136V135H61ZM87 136V139H88V135H86ZM154 135H152V137H153ZM156 136V135H155ZM163 136H165V134L163 135L162 134V137ZM186 136V135H185ZM185 136H183V137H185ZM194 136V135H193ZM256 136V137H255ZM3 137V136H2ZM11 137H13V136H11ZM20 137V136H19ZM18 137V138H19ZM28 137H29V135H28ZM56 137V136H55ZM54 137V138H55ZM64 137V136H63ZM69 137V136H68ZM68 137H66V138H68ZM79 137V136H78ZM113 137V138H112ZM159 137V136H158ZM157 137V138H158ZM190 137H191V135H190ZM240 137V136H239ZM243 137V136H242ZM253 137V138H252ZM16 138V137H15ZM54 138H53V140H54ZM59 138H61L60 136H59ZM80 138V137H79ZM90 138V137H89ZM114 138H116V139H114ZM147 138H148V136H147ZM186 138H188V137H186ZM185 138V139H186ZM230 138V137H229ZM6 139V138H5ZM28 139V138H27ZM43 139V138H42ZM78 139V138H77ZM85 139V138H84ZM146 138H144L143 140H145ZM148 139H151V137L150 138H148ZM152 139H154V138H152ZM183 139V138H182ZM191 139V138H190ZM8 140H10V138L8 139ZM26 140V139H25ZM34 140V139H33ZM44 140V139H43ZM53 140H51V142L53 141ZM57 140V139H56ZM81 140H83V139H81ZM92 140V139H91ZM96 140V139H95ZM98 140V139H97ZM180 140V139H179ZM178 140V141H179ZM228 140V142H230L231 140H229V139H227ZM233 140V139H232ZM235 140H237V138L235 139ZM18 141V140H17ZM30 141V140H29ZM35 141H36V139H35ZM42 141V140H41ZM67 141V140H66ZM79 141V140H78ZM86 141V140H85ZM85 141L83 140V141H81V143H79V144H82V142H84L85 143ZM89 141V140H88ZM130 141V140H129ZM151 141V140H150ZM158 141V140H157ZM165 140H160V141H158V142H160V143H162V146H163V144L164 145H166V146H168L167 145V142H166ZM193 141H191V142H193ZM242 141H244V140H242ZM8 142V141H7ZM11 142V141H10ZM14 142V141H13ZM12 142V143H13ZM31 142V141H30ZM29 142V143H30ZM43 142V141H42ZM49 142V141H48ZM47 142V143H48ZM50 142V143H51ZM55 142V141H54ZM64 142V141H63ZM62 142V143H63ZM68 142H69V138H68ZM70 142H72V141H70ZM74 142V141H73ZM93 142H95L94 140H93ZM148 142V141H147ZM168 142V143H169ZM174 142V141H173ZM238 143H239V141H237ZM1 143V142H0ZM23 143H24V141H23ZM34 143V142H33ZM33 143H31V144H33ZM38 143H40V141L38 142ZM57 143V142H56ZM87 143V142H86ZM90 143V142H89ZM88 143V144H89ZM96 143V142H95ZM94 143V144H95ZM139 143V142H138ZM155 143V142H154ZM154 143H152L151 145H154ZM159 143V144H160ZM176 143V142H175ZM174 143V144H175ZM177 143H179V142H177ZM183 143H185V141L183 142ZM221 143V144H222ZM59 144H60V142H59ZM59 144H57V145H59ZM65 144V143H64ZM67 144V143H66ZM69 144V143H68ZM77 144V143H76ZM87 144V145H88ZM141 144V143H140ZM150 144V143H149ZM226 144H228V143H226ZM233 144V143H232ZM25 145H27L26 144V142H25ZM45 145H46V143H45ZM83 145V144H82ZM81 145V146H82ZM89 145H91V143L89 144ZM88 145V146H89ZM93 145V144H92ZM143 145V144H142ZM156 145V144H155ZM169 145H170V143H169ZM179 145H181V143L179 144ZM224 145V144H223ZM239 145H240V143H239ZM1 146V145H0ZM37 146V145H36ZM55 146V145H54ZM60 146V145H59ZM72 146H73V144H72ZM77 146H78V144H77ZM83 146H86V145H83ZM83 146H82V148H83ZM88 146H86V147H88ZM96 146V145H95ZM140 146V145H139ZM145 146V145H144ZM161 146V147H162ZM174 146H177V145H174ZM191 146V145H190ZM237 146H238V144H237ZM2 147V146H1ZM42 147V146H41ZM62 147V146H61ZM60 147V148H61ZM64 147V146H63ZM68 147V146H67ZM75 147V146H74ZM92 146H90L89 148H91ZM101 147V146H100ZM143 146H141V148H142ZM150 147V146H149ZM157 147H158V145H157ZM160 147V148H161ZM165 147V146H164ZM169 147H171V146H169ZM184 147V146H183ZM263 147V149L261 150V148ZM10 148V147H9ZM35 148V147H34ZM45 148V147H44ZM52 148L53 147H51V150H52ZM81 148V149H82ZM153 148V147H152ZM172 148V147H171ZM191 148V147H190ZM221 148V147H220ZM226 148V147H225ZM242 148V147H241ZM24 149H27V148H24ZM35 149H37V148H35ZM39 149V148H38ZM66 149V148H65ZM75 149V148H74ZM85 149H88V148H84V150L82 149L80 152H85L84 154V156L85 157H87L88 155L86 154V152H87V150H85ZM92 150H93V148H91ZM98 149V148H97ZM140 149V148H139ZM146 149V148H145ZM157 149H159V148H157ZM237 149H239V148H237ZM236 149V150H237ZM31 150V149H30ZM29 150V151H30ZM50 150V149H49ZM89 150V149H88ZM96 150V149H95ZM161 150V149H160ZM167 150H169V149H167ZM167 150L165 149V151L167 152ZM175 150V149H174ZM181 150H183L182 148H181ZM180 150V151H181ZM230 150V149H229ZM24 151V150H23ZM27 151V150H26ZM39 151V150H38ZM45 151V150H44ZM44 151H43V153H44ZM54 151V150H53ZM52 151V152H53ZM123 151V152H122ZM141 151V150H140ZM150 151V150H149ZM153 151V150H152ZM151 151V152H152ZM171 151V150H170ZM178 152H179V149L177 150ZM249 151H250V153H249ZM25 152V151H24ZM35 152H36V150H35ZM48 152V151H47ZM56 152H58V151H56ZM79 152V154H81ZM82 152V153H83ZM185 152V151H184ZM183 152V155L184 154H186V153H184ZM217 152H219V151H217ZM217 152H215V153H217ZM223 153L225 152V150H223L222 151ZM238 152V151H237ZM26 153V152H25ZM38 153V152H37ZM40 153H41V151H40ZM54 153V155H56L57 153H55V152H53ZM67 153V152H66ZM128 153V152H127ZM158 152H156V154H157ZM162 153V152H161ZM161 153H158V154H161ZM172 153V152H171ZM226 153V152H225ZM24 154V153H23ZM22 154V155H23ZM34 154V153H33ZM60 154V153H59ZM144 154H146V152H144ZM148 154V153H147ZM157 154V155H158ZM163 154V153H162ZM189 154V155H190ZM234 154V153H233ZM238 154V153H237ZM20 156H21V154H19ZM65 155V154H64ZM74 155V154H73ZM176 155V154H175ZM180 155V154H179ZM226 155V154H225ZM228 155V154H227ZM236 155V154H235ZM234 155V157H233V155H232V160H233V158L235 159V157H237V156H235ZM27 156H29V153H27ZM40 156V155H39ZM63 156V155H62ZM146 155H144V157H145ZM159 156V155H158ZM158 156H157V158H158ZM164 156V155H163ZM216 156V155H215ZM221 156V155H220ZM229 156H230V153H229ZM238 156H239V154H238ZM260 156V155H259ZM2 157V156H1ZM23 157V156H22ZM38 157V156H37ZM55 157V156H54ZM58 157V156H57ZM65 157V156H64ZM63 157V158H64ZM81 157V160H86L84 157V159H82V156H80ZM79 157V158H80ZM129 157H131V156H129ZM147 157V156H146ZM153 157V156H152ZM151 157V158H152ZM174 157V156H173ZM180 157V156H179ZM187 158H189L188 156H186ZM191 156H190V158H191V160L193 159ZM217 157H218V155H217ZM217 157H215V158H217ZM244 157V156H243ZM27 158H29V157H27ZM52 158V157H51ZM50 158V159H51ZM90 158V157H89ZM88 158V159H89ZM148 158V157H147ZM150 158V159H151ZM165 158V157H164ZM168 158V157H167ZM172 158V157H171ZM181 158V157H180ZM229 158V157H228ZM227 158V159H228ZM238 158V157H237ZM25 159V158H24ZM61 159V158H60ZM78 158H77V156H76V160H77ZM109 159V160H110ZM130 159V158H129ZM152 159H154V158H152ZM166 159V158H165ZM175 159V158H174ZM26 160V159H25ZM53 160H55V159H53ZM70 160V159H69ZM75 160V161H76ZM103 160V159H102ZM144 160V159H143ZM149 160V159H148ZM156 160H159V159H156ZM168 160V159H167ZM166 160V161H167ZM178 160V159H177ZM176 160V161H177ZM190 160V163L191 162H193V161H191ZM216 160V159H215ZM229 160V159H228ZM231 160V161H232ZM236 160V159H235ZM240 160H246V158L245 159H240ZM257 160V159H256ZM259 160V159H258ZM257 160V161H258ZM260 160H261V158H260ZM8 161V160H7ZM27 161V160H26ZM40 161H41V159H40ZM47 161V160H46ZM74 161V160H73ZM141 161V160H140ZM139 161V162H140ZM150 161H152V160H150ZM153 161H155V160H153ZM170 161V160H169ZM174 161V160H173ZM201 161V162H200ZM206 161H208V160H206ZM217 161H218V159H217ZM234 161V160H233ZM238 161V160H237ZM237 161H234V162H236L237 163ZM264 161V160H263ZM21 163V165H22V161H20ZM24 162V164H26L25 163V161H23ZM30 162V161H29ZM28 162V163H29ZM51 161H49V163H47V164H52V163H50ZM62 162V161H61ZM65 162V161H64ZM78 162V161H77ZM77 162H75V163H77ZM90 162V161H89ZM93 162V161H92ZM103 162V161H102ZM137 162V161H136ZM138 162V163H139ZM168 162V161H167ZM180 162V161H179ZM200 162V163H199ZM203 162V164H201ZM241 163L240 164H242V162L243 161H240ZM246 162H247V160H246ZM245 162V163H246ZM27 163V164H28ZM69 163H70V161L68 162V165H69ZM79 163V162H78ZM77 163V164H78ZM84 163V162H83ZM82 163V164H83ZM87 162H85L84 164H86ZM108 163V162H107ZM135 163V162H134ZM149 163V162H148ZM151 163H153V162H151ZM159 163V162H158ZM163 163H164V161H163ZM193 163V164H194ZM216 163V162H215ZM236 163H234V164H236ZM244 163V164H245ZM260 163V162H259ZM26 164V165H27ZM76 164V165H77ZM88 164V163H87ZM86 164V165H87ZM109 164V163H108ZM116 164V163H115ZM150 164V163H149ZM170 164V163H169ZM180 164V163H179ZM210 164H211V162H210ZM210 164H209V167H210ZM217 164V163H216ZM233 164V163H232ZM252 164V162L250 163V165ZM257 164V163H256ZM261 164V163H260ZM264 164V163H263ZM28 165H30V164H28ZM31 165H32V161H31ZM49 165V166H50ZM62 165H63V163H62ZM129 165H131V164H129ZM158 165V164H157ZM204 165V166H203ZM237 165H239V161H238V164ZM243 165V164H242ZM249 165V164H248ZM254 165V164H253ZM253 165H251V166H253ZM38 166V165H37ZM49 166H47V167H49ZM51 166H53L54 167V165L52 164ZM61 166V165H60ZM88 166V165H87ZM109 166H111V164H109ZM115 166V165H114ZM153 166V165H152ZM160 166V165H159ZM162 166V165H161ZM177 166H178V164H177ZM213 166V165H212ZM215 166V165H214ZM9 167V166H8ZM7 166H6V168H8ZM25 167H28V166H25ZM25 167L23 166L22 168H24V170H25ZM30 167V166H29ZM31 167H33V165L31 166ZM35 167V166H34ZM65 167V166H64ZM83 167V166H82ZM101 167V166H100ZM106 167V166H105ZM111 167H112V169H111ZM111 167H106V168H108V169H106L105 168V170H107V172H109V173H112L113 172V165L111 166ZM130 167V166H129ZM146 167V166H145ZM150 167V166H149ZM171 167V166H170ZM209 167H206V168H209ZM216 167V166H215ZM240 167V166H239ZM239 167H236V170L238 169L239 171H240V169H239ZM244 167V166H243ZM247 167V166H246ZM254 167H255V165H254ZM2 168V167H1ZM22 168L20 167L19 169H21L22 170ZM80 168V167H79ZM84 168V167H83ZM86 168V167H85ZM102 168V167H101ZM116 168V167H115ZM121 168H122V166H121ZM144 168V167H143ZM152 168V167H151ZM176 169H177V167H175ZM182 168V167H181ZM181 168H179V169H181ZM185 168V167H184ZM217 168V167H216ZM245 168V167H244ZM244 168H242L245 172H247V170H245ZM250 168V167H249ZM261 168V167H260ZM4 169V165H3V168H2V170ZM28 169V168H27ZM52 169H54V170H56L55 169V167L54 168H52ZM76 169V168H75ZM88 169H89V167H88ZM100 169V168H99ZM103 169V168H102ZM118 169V168H117ZM136 169V168H135ZM147 169V168H146ZM186 169H188V168H186ZM261 169H263V168H261ZM5 170V169H4ZM8 170V169H7ZM29 170V169H28ZM27 170V171H28ZM32 171H34V168H32L31 169ZM48 170V169H47ZM51 170V169H50ZM81 170V169H80ZM82 170H84V169H82ZM81 170V171H82ZM115 170V169H114ZM122 170V169H121ZM127 170V169H126ZM126 170H125V172H126ZM170 170V169H169ZM182 170V169H181ZM184 170V169H183ZM232 170V169H231ZM250 170V169H249ZM254 170H258V169H255L254 168ZM260 170V169H259ZM258 170V171H259ZM6 171V170H5ZM19 171V170H18ZM30 171V170H29ZM31 171V172H32ZM51 171H53V170H51ZM75 171V170H74ZM80 171V172H81ZM116 171V170H115ZM166 172L168 171V170H165ZM176 171V170H175ZM187 171H189V170H186V172ZM238 171V172H239ZM242 171V170H241ZM244 171H242L243 172V177H241L240 179H244L245 178V175H246V173L244 172ZM16 172H17V170H16ZM22 172H23V170H22ZM25 172H26V170H25ZM37 172V171H36ZM55 172V171H54ZM63 171H61L60 173H62ZM76 172V171H75ZM75 172H74V175H75ZM78 172V171H77ZM143 172V171H142ZM157 172H158V170H157ZM183 172V171H182ZM185 172V170H184V173H186ZM257 172V171H256ZM65 173V172H64ZM88 173V172H87ZM106 173V172H105ZM104 173V174H105ZM114 173V172H113ZM141 173V172H140ZM139 173V174H140ZM144 173V172H143ZM143 173H142V176H143ZM149 173V172H148ZM154 173H156L155 171H154ZM159 173H161V172H159ZM173 173V172H172ZM206 173V172H205ZM231 173H232V171H231ZM237 173V172H236ZM259 173V172H258ZM257 173V174H258ZM32 174H34V173H32ZM54 174V173H53ZM59 174V173H58ZM63 174V173H62ZM62 174H61V176H62ZM72 174V173H71ZM82 174V173H81ZM117 173H115V175H116ZM121 174H122V172H121ZM151 174H153V173H151L150 172V175ZM177 174H179V173H177ZM206 174H208V173H206ZM211 174H212V172H211ZM217 174V173H216ZM228 174V173H227ZM256 174V173H255ZM256 174V176H258ZM264 174V173H263ZM1 175V174H0ZM148 174L146 173L145 174V176H147ZM159 175V174H158ZM163 175H165V174H163ZM186 175V174H185ZM220 175V174H219ZM22 176V175H21ZM20 176V177H21ZM34 176V175H33ZM37 176V175H36ZM35 176V177H36ZM48 176H49V174H48ZM51 176H52V172H51ZM70 176V175H69ZM72 176V175H71ZM70 176V177H71ZM157 176V175H156ZM161 176V175H160ZM209 176H211V175H209ZM218 176V175H217ZM221 176V175H220ZM226 176V175H225ZM228 176V175H227ZM235 176V175H234ZM250 176V175H249ZM253 176V175H252ZM3 177V176H2ZM50 177V176H49ZM49 177H47V175H46V177L45 178H48L49 180H50V182L49 183H51V181H53L54 182V180L52 179H50ZM56 177H57V175H56ZM148 177V176H147ZM162 177V176H161ZM160 177V178H161ZM165 176H163V178H164ZM171 177V176H170ZM178 177V176H177ZM251 177V176H250ZM43 178H44V175H43ZM42 178V179H43ZM72 178V177H71ZM79 178H80V176H79ZM108 178H110V177H108ZM125 178V177H124ZM123 178V179H124ZM141 178V177H140ZM154 178V177H153ZM152 178V179H153ZM157 178H159L158 176H157ZM156 177L154 178V179H157ZM159 178V179H160ZM183 178V177H182ZM246 178H248V177H246ZM259 178V177H258ZM28 179V178H27ZM30 179H32V175H31V177H30ZM34 179V178H33ZM47 179V180H48ZM60 179V174H59V177H58V179H56L55 180V182L57 181L58 182V180ZM98 179V178H97ZM106 179V178H105ZM151 179V178H150ZM152 179H151V181H152ZM165 179H167L166 177H165ZM171 179V178H170ZM177 179V178H176ZM175 179V180H176ZM209 179V178H208ZM211 179V178H210ZM214 179V178H213ZM212 179V180H213ZM221 179V178H220ZM238 178H236L235 180H237ZM240 179H239V181H240ZM263 179V178H262ZM17 180V179H16ZM70 180V179H69ZM111 180V179H110ZM164 180V179H163ZM172 180V179H171ZM174 180V179H173ZM217 180V179H216ZM260 180H261V178H260ZM264 180V179H263ZM263 180L261 181L262 183L260 184V181H258L257 180V178L255 179L254 177H253V179L251 180V182L249 181V187H250V193L249 194H245L244 195V193H242L241 195L239 194V193H236L235 192V190L234 191H232L233 193L231 194V196L229 197V198H231V202L230 203H232V204H234V203H236L234 206H230V208H229V210H228V212L229 213H232V215H236V214H238V216H237V218L238 219H240V221H242V223H244V225H243V227L244 228H247V229H249L248 231H250V229H252L253 231H254V229H253V227L255 228V224H256V222H257V220H259V219H257V217H258V213H260V211H261V206H262V204H264V203H262L263 202V200H264V183H263ZM43 181H44V179L42 180V183H43ZM73 181H74V179H73ZM81 181V180H80ZM146 181V180H145ZM155 181V180H154ZM224 181H225V178H224ZM48 181H46L45 183H47ZM53 183L54 185H55V187L57 186L56 185V183ZM86 182V181H85ZM142 182V181H141ZM148 182V181H147ZM146 182V183H147ZM158 182V181H157ZM164 182V181H163ZM172 182V181H171ZM188 182V183H187ZM210 182H212V181H208V184H209V186L210 185H212V183H210ZM12 183V182H11ZM17 183V182H16ZM22 183V182H21ZM23 183H25V182H23ZM37 183V182H36ZM49 183H47L48 185H47V187H49V190H46V189H44L46 192H52L53 190H54V187L52 186V185H50ZM68 183V182H67ZM71 183V182H70ZM75 183V181L73 182V183H71L70 185L73 187L74 184ZM82 183V182H81ZM108 183V182H107ZM110 183H111V181H110ZM135 183V182H134ZM140 183V182H139ZM145 183V182H144ZM176 183V182H175ZM217 183H218V181H217ZM226 183V182H225ZM245 183V181L243 180L242 181V183L241 184H244ZM58 184V183H57ZM61 184H64V183H61ZM69 184V183H68ZM75 184H78V183H75ZM117 184H119V183H117ZM155 184V183H154ZM214 184V183H213ZM36 185H42L41 183H39V184H36ZM69 185V186H70ZM123 185V184H122ZM137 185H139L140 186V184H137ZM146 185V184H145ZM152 186H153V184H151ZM186 185L184 184V182H182V180H180L179 181V184H177V185H173L172 184V186L171 187H169L168 186V188H169V191H168V189H166L168 192L167 193H165L164 194V198H163V203H167L166 205L165 204H163V206H164V209H165V207L166 208H168L169 209V211H170V208H173V210L176 208V210H177V207H179V205H184V207H185V205H190L189 204V199H187V198H184V199H180L184 194H185V192H188V191H186L187 189L185 188L186 187ZM216 185V184H215ZM231 185V184H230ZM37 186V187H38ZM43 186H45V185H43ZM110 186V185H109ZM134 186H135V184H134ZM142 186V185H141ZM205 186V185H204ZM203 186V187H204ZM212 186H214V185H212ZM221 186H222V184H221ZM10 187V186H9ZM59 187H61V186H59ZM63 187H65V185L63 186ZM76 187V186H75ZM79 187V186H78ZM145 187V186H144ZM143 187V188H144ZM156 187H157V185H156ZM155 187V188H156ZM200 187H201V185H200ZM199 187V188H200ZM219 188H220V186H218ZM223 187V186H222ZM225 187V186H224ZM223 187V188H224ZM227 187V186H226ZM14 188V187H13ZM79 188H81V187H79ZM124 188V187H123ZM158 188V187H157ZM209 188H211L212 189V187H209ZM214 188H215V186H214ZM248 188V187H247ZM33 189H34V187H33ZM60 189V188H59ZM66 189H67V187H66ZM74 189L75 188H73V191H74ZM77 189V188H76ZM76 189H75V193H76ZM128 189V188H127ZM136 189H138V188H136ZM146 189V188H145ZM148 189V188H147ZM161 189V188H160ZM203 189V188H202ZM207 189V188H206ZM210 189V190H211ZM227 189V188H226ZM232 189V188H231ZM35 190V189H34ZM57 190V189H56ZM68 190V189H67ZM72 190V189H71ZM78 190V189H77ZM81 190V189H80ZM110 190V189H109ZM131 190H132V188H131ZM155 190V189H154ZM185 190V191H184ZM229 190V188L226 190V191H228ZM245 190V189H244ZM33 191V190H32ZM41 191H42V189H41ZM72 191V192H73ZM114 191H116V190H114ZM149 191H152V189L151 190H149ZM149 191H144L145 192V194H146V192H149ZM158 191V190H157ZM157 191L155 192V194H157ZM165 191V190H164ZM193 191H189V192H193ZM229 191H231V190H229ZM246 191V190H245ZM42 192H44V191H42ZM57 192H59V191H57ZM56 192V194L58 195V193ZM63 192H64V190H63ZM124 192V191H123ZM158 192H160V191H158ZM198 192H200V191H198ZM198 192L196 193V194H198ZM201 192H202V190H201ZM200 192V193H201ZM242 192H244V191H242ZM251 192L253 193V196L251 195ZM53 193V192H52ZM52 193H48V194H51L50 195V198L52 199H55L56 198V196H54V197H52ZM55 193V192H54ZM74 193V192H73ZM110 193V192H109ZM133 195H132V197H134V198H139L140 197V194L141 195H144V196H146L145 194H143V190H142V193L139 191V190H135V189H133ZM151 193V192H150ZM62 194V193H61ZM67 194H68V192H67ZM77 195L79 194V193H76ZM87 194V193H86ZM91 194V193H90ZM191 194V193H190ZM193 194H195L194 192H193ZM220 195L221 194V190H219L216 194L214 193V195L216 196V195ZM238 194V195H237ZM22 195V194H21ZM76 195V196H77ZM112 195V194H111ZM127 195V193L125 194V196ZM129 195V194H128ZM160 195H161V193H160ZM192 195V194H191ZM199 195V194H198ZM198 195H196V196H198ZM202 195V194H201ZM230 195V194H229ZM44 196H45V192H44ZM46 196H49V195H46ZM45 196V197H46ZM149 196V195H148ZM151 196V195H150ZM149 196V197H150ZM37 197H40V196H38L37 195ZM44 197V199H46ZM59 197V196H58ZM62 197H64V194L62 195ZM61 197V198H62ZM75 197V196H74ZM73 197V198H74ZM111 197V196H110ZM143 197V196H142ZM186 197V196H185ZM191 197V196H190ZM189 197V198H190ZM225 197H227L228 198V196H225ZM34 198H35V196H34ZM48 198V197H47ZM67 198H68V195H67ZM80 198V197H79ZM145 198V197H144ZM144 198H142V200L144 199ZM153 198V197H152ZM196 198V197H195ZM198 198V197H197ZM200 198H201V196H200ZM203 199H205L204 197H202ZM41 199H43V196H42V198ZM40 199V200H41ZM43 199V200H44ZM58 199H60V197L58 198ZM57 199V200H58ZM87 199V198H86ZM130 199V198H129ZM153 199H155V197L153 198ZM203 199H201V200H203ZM76 200V199H75ZM119 200V199H118ZM134 199H132V201H133ZM141 200V201H142ZM145 200V199H144ZM144 200L142 201V202H144ZM152 200V199H151ZM182 200V201H181ZM198 201H200L199 200V198L197 199ZM210 200V199H209ZM226 200H228V199H226ZM36 200H34V202H35ZM101 201V200H100ZM136 201H138V199L136 200ZM147 201H149V200H147ZM147 201H145V202H147ZM159 201V200H158ZM43 202V201H42ZM41 202V203H42ZM44 202H46V201H44ZM61 202V201H60ZM66 202V201H65ZM117 202V201H116ZM134 202V201H133ZM141 202V203H142ZM154 202V201H153ZM160 202H162V200L160 201ZM191 202V201H190ZM192 202H193V200H192ZM203 202V201H202ZM36 203H37V201H36ZM41 203H40V205H41ZM50 203V202H49ZM64 203V202H63ZM75 203V202H74ZM140 202H138L137 203V205L139 204ZM196 203H197V201H196ZM204 203V202H203ZM202 203V204H203ZM208 203V202H207ZM101 204V203H100ZM143 204V203H142ZM152 204V203H151ZM151 204H148L150 207H151ZM229 204V203H228ZM259 204H260V206H259ZM37 205V204H36ZM39 205V204H38ZM43 205H46L45 203L44 204H42V206ZM71 205V204H70ZM70 205H69V207H70ZM114 205V204H113ZM131 205H133V204H131ZM147 205V204H146ZM153 205V204H152ZM162 205V204H161ZM205 205V204H204ZM215 205V204H214ZM214 205H212V204H207L206 206H203V205H201L200 207H198V209L199 210H197V211H195V213H193V214H195V215H197V217H204L205 216V214L206 213H208V210L209 209H213L214 208ZM1 206V205H0ZM51 206V205H50ZM72 206H73V202H72ZM78 206V205H77ZM149 206H148V208H149ZM194 206H199V205H194ZM193 206V207H194ZM216 206V205H215ZM49 206H47V208H48ZM184 207H183V209H184ZM193 207L191 208V209H193ZM195 207V208H196ZM40 208V207H39ZM72 208V207H71ZM152 208V207H151ZM154 208H157V207H155V205H154ZM78 209V208H77ZM80 209V208H79ZM153 209V208H152ZM158 209V208H157ZM168 209H165L167 212H168ZM190 209V210H191ZM197 209V208H196ZM215 209V208H214ZM231 209V210H230ZM48 210V209H47ZM134 210V209H133ZM163 210V209H162ZM161 210V211H162ZM176 210H175V212H176ZM217 210V209H216ZM222 210V209H221ZM114 211V210H113ZM178 211V210H177ZM192 211V210H191ZM215 211V210H214ZM119 212V211H118ZM165 212V211H164ZM166 212V213H167ZM172 212V211H171ZM180 212H182V211H180ZM179 212V213H180ZM218 213H219V211H217ZM224 212H227V209H225V211ZM173 213V212H172ZM210 213V212H209ZM208 213V214H209ZM263 213V212H262ZM211 215H214L213 217H215L216 216V213L215 212H211L210 213ZM220 214V213H219ZM264 214V213H263ZM164 215L165 216H167V214H165L164 213ZM178 215V214H177ZM181 215V214H180ZM211 215L210 216H207L206 215V217H209V219H210V217H211ZM230 214H228V216H229ZM164 216V217H165ZM179 216V215H178ZM182 216V215H181ZM141 217V216H140ZM176 217V216H175ZM184 218H185V216H183ZM195 217V216H194ZM217 217V216H216ZM137 218V217H136ZM171 218H174V216L173 217H171ZM178 218V217H177ZM175 219V220H178V219ZM220 218V217H219ZM230 218V217H229ZM235 218V217H234ZM261 218V217H260ZM263 218V217H262ZM201 219V218H200ZM170 220V219H169ZM173 220V219H172ZM174 220V221H175ZM179 220H181V219H179ZM184 220V219H183ZM189 220V219H188ZM188 220H187V222H188ZM195 220H197V219H195L194 218V220H193V222L195 221ZM205 221H206V218L204 219ZM43 221H45V220H43ZM143 221V220H142ZM162 221V220H161ZM182 221V220H181ZM190 221H192V219L190 220ZM204 221V222H205ZM219 221V220H218ZM236 221H238V220H236ZM239 221V222H240ZM101 221L99 220V222H97V223H100ZM109 222V221H108ZM165 222V221H164ZM167 222H169V221H167ZM167 222L165 223L166 224V227H167ZM176 222H178V221H176ZM207 222H209V220L207 221ZM232 222H233V220H232ZM102 223V222H101ZM105 223V222H104ZM112 223H114V222H112ZM119 223V222H118ZM125 223V222H124ZM138 223H139V221H138ZM138 223H135V225H136V227H137V225H138ZM170 223V222H169ZM174 223V222H173ZM184 223V222H183ZM190 222H188V224H189ZM192 223V222H191ZM191 223H190V225H191ZM218 223V222H217ZM236 223V222H235ZM234 222H233V224H235ZM259 223H260V220H259ZM258 223V224H259ZM96 224V223H95ZM103 224V223H102ZM101 224V225H102ZM109 224V223H108ZM187 224V223H186ZM187 224V225H188ZM194 224H195V222H194ZM197 225L199 224V223H196ZM201 224V223H200ZM199 224V225H200ZM207 224V223H206ZM209 224V223H208ZM262 223H260V225H261ZM100 225V226H101ZM106 225V224H105ZM204 225V224H203ZM218 226V224H215V226ZM242 225V224H241ZM97 226H98V224H97ZM103 227H104V224L102 225ZM122 226V225H121ZM127 226V225H126ZM125 226V227H126ZM173 226V225H172ZM182 226V225H181ZM210 226V225H209ZM208 226V227H209ZM240 226V225H239ZM239 226H237V227H239ZM102 227V228H103ZM109 227V226H108ZM124 227V228H125ZM129 227H131V225L130 226H128V228ZM140 227V226H139ZM162 227V226H161ZM188 227H189V225H188ZM232 227H235V226H232ZM236 227V228H237ZM99 228V227H98ZM127 228V229H128ZM132 228V227H131ZM141 228V227H140ZM160 228V227H159ZM158 228V229H159ZM174 228V227H173ZM177 228V227H176ZM176 228H174V230L176 229ZM185 228H186V225H185ZM195 228V227H194ZM194 228L192 229V230H194ZM199 228H201L202 229V227H198V229H197V231H199ZM204 228V227H203ZM242 228V227H241ZM95 229H96V227H95ZM95 229H93V230H95ZM165 229V228H164ZM179 229V228H178ZM190 229V228H189ZM209 229V228H208ZM238 229V228H237ZM243 229V228H242ZM260 229V228H259ZM98 230V229H97ZM97 230H96V233H97ZM134 230V229H133ZM133 230H131L132 231V233H134L133 232ZM144 230V229H143ZM160 230V229H159ZM166 231H168L167 230V228L165 229ZM171 230H172V228H171ZM174 230L171 232V233H169V238H167L165 235H163V236H165L166 237V239L164 238V237H162L161 236V238H164V239H162V242L160 241L161 240V238H160V242L162 243V245L165 247V245H167V244H170V246L171 245H174V244H176L178 241H177V235L175 234V232H174ZM256 230H257V228H256ZM261 230V229H260ZM183 231H184V229H183ZM182 231V232H183ZM190 231V230H189ZM188 231V232H189ZM196 231V230H195ZM242 231V230H241ZM147 232V231H146ZM162 232V231H161ZM170 232V231H169ZM176 232H178V230L176 231ZM188 232L186 233L187 234V236H188ZM238 232V231H237ZM246 232V231H245ZM256 232V231H255ZM254 232V233H255ZM95 233V232H94ZM129 233V232H128ZM136 233V232H135ZM143 233V232H142ZM166 233V232H165ZM179 234H180V232H178ZM198 233V232H197ZM199 233H201V232H199ZM205 234H206V231L204 232ZM236 233V232H235ZM241 233V232H240ZM258 233V232H257ZM260 233V232H259ZM154 234V233H153ZM179 234H178V237H179ZM219 234V233H218ZM238 234H239V232H238ZM249 234V233H248ZM261 234V233H260ZM140 235H142V234H140ZM168 235V234H167ZM176 235V236H175ZM185 235V234H184ZM194 235H195V233H194ZM193 235V236H194ZM202 235H203V233H202ZM244 234H242L241 236H243ZM258 235V234H257ZM262 235V234H261ZM200 236H201V234H200ZM219 236V235H218ZM240 236V237H241ZM246 236V235H245ZM252 236H253V234H252ZM259 236V235H258ZM160 237V236H159ZM181 237V236H180ZM179 237V238H180ZM190 237V236H189ZM202 237H205V236H202ZM201 237V238H202ZM214 237V236H213ZM212 237V238H213ZM224 237V236H223ZM178 238V239H179ZM183 238V237H182ZM187 238V237H186ZM195 238V237H194ZM234 238V237H233ZM260 237H258V239H259ZM142 239V238H141ZM150 239V238H149ZM188 239V238H187ZM187 239H186V241H187ZM193 239V238H192ZM200 239V238H199ZM204 239V238H203ZM222 239V238H221ZM147 240V239H146ZM153 241H154V239H152ZM157 240H158V238H157ZM185 240V239H184ZM239 240V239H238ZM241 240H243V239H241ZM254 240V239H253ZM260 240V239H259ZM180 242H178V243H184V242H181L182 241V239H180L179 240ZM192 241V240H191ZM197 241V240H196ZM228 241V240H227ZM142 242V241H141ZM157 243V244H160L161 245V243ZM217 242H219V241H217ZM241 242V241H240ZM256 242V241H255ZM262 242V241H261ZM132 243V242H131ZM140 243V242H139ZM138 243V244H139ZM190 243V242H189ZM192 243V242H191ZM194 243V242H193ZM203 243V242H202ZM214 243V242H213ZM258 244H259V242H257ZM142 244V243H141ZM194 244H197V243H194ZM241 244V243H240ZM239 244V246L241 247V245L243 244H241L240 245ZM181 245V244H180ZM203 245H205V244H203ZM246 245V244H245ZM255 245V244H254ZM189 246H190V244H189ZM202 246V245H201ZM160 247H162V246H160ZM168 247V246H167ZM164 248L163 250H165V249H167V252L170 250V248L168 249V248ZM178 247V246H177ZM243 247V246H242ZM154 248H155V246H154ZM174 249H176L175 247H173ZM260 248V247H259ZM174 249H172V250H174ZM155 250V249H154ZM156 250H157V248H156ZM155 250V251H156ZM162 250V251H163ZM231 250V249H230ZM250 250V249H249ZM159 251V250H158ZM166 251V250H165ZM232 251H233V248H232ZM236 252H239V251H237V250H235ZM248 250L246 249V252H247ZM252 251V250H251ZM261 251V250H260ZM259 251V252H260ZM157 252V251H156ZM181 252V251H180ZM215 252H216V249H215ZM236 252H234V253H236ZM253 252V251H252ZM264 251H262V253H263ZM225 253V252H224ZM241 253V252H240ZM247 253H249V252H247ZM255 253H257L256 252V249H255ZM254 253V254H255ZM135 255L137 254V253H134ZM231 254H233L232 252H231ZM258 254V253H257ZM116 256H117V254H115ZM129 256V257H134V258H138V259H152V258H143V257H141V256ZM246 256H247V254H245ZM251 255V254H250ZM259 255H261V253H259L257 256H259ZM119 256V255H118ZM224 256V255H223ZM237 256H239V255H237ZM248 256H249V254H248ZM248 256H247V258H248ZM256 256V255H255ZM255 256H253L254 258H255ZM120 257V256H119ZM225 257V256H224ZM226 257H227V255H226ZM261 257V259H262V256H260ZM263 257H264V255H263ZM238 258V257H237ZM241 258V257H240ZM253 258V259H254ZM258 258V257H257ZM256 258V259H257ZM231 259H233L234 260V258H231ZM239 259V258H238ZM252 259V258H251ZM264 259V258H263ZM152 260H154V259H152ZM241 260V259H240ZM247 260V259H246ZM259 260H260V258H259ZM259 260H258V262H259ZM156 261V260H155ZM235 261V260H234ZM237 261V260H236ZM248 261V260H247ZM159 262V261H158ZM224 262V261H223ZM249 262V261H248ZM253 262V261H252ZM255 262V261H254ZM257 262V261H256ZM263 262H264V260H263ZM160 263V262H159ZM225 263V262H224ZM162 264V263H161Z\"/></svg>",
	"mask_w": 264,
	"mask_h": 264
},
{
	"label": "water",
	"instance_id": "obj_3",
	"mask_svg": "<svg viewBox=\"0 0 264 264\" xmlns=\"http://www.w3.org/2000/svg\"><path fill=\"white\" fill-rule=\"evenodd\" d=\"M0 264H161L121 259L46 221L0 207Z\"/></svg>",
	"mask_w": 264,
	"mask_h": 264
}]
</instances>
